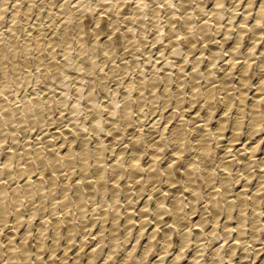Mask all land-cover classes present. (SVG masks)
<instances>
[{
  "label": "bare ground",
  "instance_id": "6f19581e",
  "mask_svg": "<svg viewBox=\"0 0 264 264\" xmlns=\"http://www.w3.org/2000/svg\"><path fill=\"white\" fill-rule=\"evenodd\" d=\"M4 1V5H5V2H7L8 3V1H10V0H3ZM19 1V0H18ZM23 1V0H22ZM34 1V0H33ZM54 1V0H53ZM60 1V0H59ZM69 1V0H68ZM72 1V0H71ZM71 1H69V2H71ZM75 1H77L76 2V5H74V4H72V6L74 5V7H72L71 9L69 8V6H68V8H66V5H65V2H67V1H65L63 4H61L60 5V7H59V12L58 13H60V16L62 15V16H64V21L66 20V22L68 23V21H73V20H71V19H73L72 17L74 16V18H75V16L78 18H76L77 20L75 21V23L77 22V24L75 25H73V27H78V30H79V38L78 37H76L77 39H79V41H82L83 39H85V38H82V37H84V36H82L83 34H84V32H85V27L88 29V25H87V23H86V20L87 19H84L85 17H84V15L83 14H86V11H88L89 12V10H91L90 12H91V14H90V16L92 15V12H94L95 11V13L96 12H99V11H97V10H99V9H97V10H95L98 6H100V9H101V6L103 7V8H105V10L103 9H101V12H99L98 13V15H96V18L94 19L95 20V25H96V27L95 28H93V30H94V32H95V38L94 39H96L95 40V42H93V44H92V49H97L96 47H97V42H98V40L103 36V34H101L102 33V29H103V26H101V25H99V23H101V19H102V13L104 12V11H106L107 10V8H109L108 6H115V5H117V8H119L120 10L122 9V7H124L125 5L124 4H126L127 2H128V0H96V5H92V1L91 2H88L87 0H75ZM110 1V2H109ZM131 1V0H130ZM129 1V2H130ZM157 1V4H158V6L156 5V7H154V9H153V11H154V13L153 14H155V15H157V16H160L159 15V13L162 11V9H164V8H166V11H167V14H165L166 15V18L167 19H163V20H166V22L168 23V24H166L165 23V21H163L166 25H162V27L161 26H159L158 24H155V23H152V21L154 20V19H152V21H151V23H152V25L153 24H155V25H158V29H157V31H156V34H155V37L154 38H152L154 41H153V43H154V45H155V43H158V42H162V41H164V38L166 39V37H165V35H164V31L163 30H165L164 28H166V26H168V28H169V35H170V41H169V44L168 45H170V46H167V44L165 45V46H163V47H161L160 49H159V51L158 52H160L161 54H162V57L164 56V54L166 53H164V51H166L169 47L171 48V50H170V53H171V55H173L174 56V58H176V56L177 57H181V55L180 54H182L181 52H185V50H183V43L185 42V43H187V44H184V45H187V46H189V48L191 47L192 48V46L194 45V43L195 42H197L196 40L198 39V40H200V38L201 37H204V39H205V41H208V40H211V39H209L210 38V36L209 35H212L211 33H212V30H213V28H215V27H213V25L215 24L217 27H218V30H217V32H220V30L222 29V24H223V20L225 19V17L227 16V24L226 23H224L226 26L225 27H227V30H226V32H225V34H228V36H229V32H231L230 30L232 29V28H235L236 30H235V32H233V33H235V37H234V39H232L233 38V36H232V33H230L231 34V38L230 39H232L233 41H232V43H230V45H229V47L227 48L228 49V51H230V54H229V56H230V59H228V62H225V64L224 65H226V68L224 67V65H220V66H218L217 65V63H219V62H217L220 58L222 59V57L224 56V54H223V51H222V48H223V45L224 44H226V42H228L227 40H229V42H230V39H229V37L228 36H226V37H224L223 38V40H221L222 41V45L221 46H219V45H217L218 43H215L217 46H212L211 48H210V54H209V58H211V60H210V62H209V64L207 65V67H209V69L208 70H204L205 72H199L200 70H198L199 69V66L200 65H202V61L203 60H205L202 56H204V54L202 55V54H200V56H198L197 55V57H195L192 61H191V63H192V71L189 73V75H188V73H187V77H191V82L193 83V87H192V90H191V92H189L188 94H189V98H191V99H189L193 104L195 103V98H196V96H198V90H197V88H198V86H199V82L197 81V79H199L200 77H202L203 78V76L206 78V79H204L203 78V82H204V80H207V82H208V85H206V90H205V92L203 93L204 95V98L206 99V103H207V106L206 105H203V104H205V103H203V104H201V105H203V108L206 106L207 107V114H206V119H205V122H203L202 124H197V120H199V114H201V113H199V112H201L202 110H199V112H198V118H197V120H196V122H195V118H196V116L195 117H192V119H191V117H190V120L193 122H191V121H189V122H191L192 123V125L190 126L192 129H193V132H196V134H195V138H194V140H193V142H192V140L187 136V132H188V130H187V128H188V125H187V128H186V126H185V124H183L181 121L185 118V116H186V112L187 111H185L184 109L185 108H183V107H185V106H183V102H184V99H185V96L183 97V93L182 92H184L185 93V90L184 91H178V90H180L178 87V101H177V104H175L176 106H175V108H176V110L178 111V110H180L179 112L181 113V119H180V121L179 122H177L174 126H172L171 127V129H170V132H172V141H173V144H174V147L175 148H172V150L173 149H175L173 152V155H172V157H171V160L167 163V164H164V166H158L157 167V163H158V158H160L161 159V157L163 156H161V157H159V155L161 154V152H162V148L164 149L166 146H167V143H166V145H165V143H164V141H165V139H164V141H163V139H161L162 138V136L165 134V131L167 130V126L166 127H164L163 129V132H162V130H161V132H159V133H163V135L161 136V135H159L160 136V139H158V140H153L154 142H148V143H146V144H148V145H146L145 144V142H141V140H140V137H141V135L143 134V133H141V135H139L138 133H137V129L135 130L136 131V134L129 140V145L131 146V148H132V152H131V155L129 154V157H128V155H127V153H126V151L127 150H125V149H123L122 148V150H120L121 152L120 153H118L119 154V156H118V158L115 160V162L114 163H111L110 165H109V163H107V164H105V161L107 160H103L104 158H102V150H103V152H105L106 153V151H104V147H106V146H104L103 145V141H105V139H102V141L100 140V141H98L100 138H98L97 139V142H95V145H93V146H95V147H93L92 149V151H90L89 150V148L87 149V144H88V146H89V143L91 142H88V140H89V138L87 139L86 137H85V135H84V133L83 132H85V134L87 133V131H84L83 130V132H81L80 134H79V132H78V134L79 135H82V139H81V144L80 143H78V144H80L79 146H78V144H77V146L79 147V149H76V146L74 147L73 146V141H74V144L77 142V140L79 139V137H81V136H77L76 135V133L74 132H72V131H75L76 130V132H77V129L78 128H80V126L76 129L75 128V124H79V119H81V118H79V116H84V115H82L83 113L82 112H80L79 110H80V106H81V103H82V105H83V102H82V100H81V98L83 97L84 98V96L83 95H86L85 94V86H84V81L85 80H87V78L86 79H84V81L82 82V77H81V75L79 74L80 72H78L79 70L82 72V71H84L83 69L81 70V68H82V66H88L89 68L88 69H90L91 67H93V64L94 63H92V61H89V60H91V59H89L87 62H86V58H81L82 56V54H83V50H84V48H82V47H84L83 45L82 46H80V49H79V51H78V53L76 54V55H74L73 54V52L71 53V51L70 50H66V51H64L65 53H64V56H66V57H64V59H63V63L60 65L59 63H58V61L56 62V64L54 65V64H51L54 68H53V71L52 72H54L53 74H54V76L56 77L55 79L56 80H54L53 79V81H56L55 83H57V82H59L61 85H63V89H64V91H68V94H69V96H70V94L71 93H69V90H68V86H72V85H70V84H72L73 82H71L70 84H69V82H70V78H71V76L72 75H70V70H72V69H76V70H78V71H76V72H78V74L77 75H73L74 76V78L73 79H75V76H76V78L79 80V81H75V82H77L76 83V90H77V92H78V97L77 98H75V104L74 103H72V104H74V106L72 107L73 109H72V111L70 112L71 114L73 113V115H74V113L76 112V114H78L77 112L79 111L80 113H82V114H80L79 116H77V115H75V116H71V118L74 120V125H73V122L71 123L73 126H74V128H75V130H70V132H72V135L74 134V135H76L77 137H78V139L77 138H75L74 136V138L73 137H71V138H73V139H77L76 140V142H75V140H73V141H71V143H70V145L68 146V148H67V150H64V149H62V146L60 145V144H62V142L60 143V144H58V145H60L59 146V149L58 150H55V149H57L52 143H50V142H46L47 143V145L48 144H52L54 147H55V149L54 148H47V155H46V157H44L43 155H42V151H43V149L41 150L39 147H41L42 148V146L43 145H41V146H39V147H37V148H39L38 150H37V148H36V153H33V149H35L34 147H32V150L31 149H28L27 151H24V153H22V154H26L25 156L28 158V159H30V160H34L33 162H35V164L37 163V164H39L40 165V167H41V174H40V176H37V177H32L33 175H32V173L34 174V172L36 171L35 169L36 168H34V172L32 171V167H33V165H32V163H31V165L28 167V172H29V174L27 175H25V178L24 177H22V175H24L23 173H25L26 171H24V170H27V168L25 169V164H23V166L21 165V160H20V152L18 153L20 156H18L19 157V160H18V162H20V164L18 163L16 166L14 165V159L16 160V159H18V158H13V157H16V156H14L15 155V151H9V152H7V154H6V158H5V160L4 161H2L1 163H0V221L2 222V223H6L7 222V219H8V212L12 209L13 211V213H14V224H15V227H18V225H19V227H21V226H23V225H20L21 223H23V222H21L24 218H22V215H23V213L21 212L22 210L19 208L20 207V205L22 204V206L25 204H23L22 203V200H23V197H25V198H27L28 200H30L31 198H32V196L33 195H35V194H37V196L39 195L40 196V201H42L41 200V198L43 199V197H45L46 196V188H45V186H47V185H45L46 184V182H48L47 184H49L50 186V189H49V191H47V192H49L51 195L53 194L52 193V191H53V189H52V186H53V184L55 183V178L57 177H55L54 178V173H58V172H60L59 170H60V166H62V164H61V162H64V164L65 163H67L68 165H66V166H76V164H74V162L76 161V160H73L75 157L73 156L74 155V153H76V150H78V155H79V157H80V161L82 162L81 163V166H82V172H80V179H78L77 180V182L75 181V179H74V181H75V183H71L72 181H70V180H68V183H69V181H70V183L72 184V186H73V189L71 190V191H69V192H72L73 191V193H71L70 195H71V198H69V196H68V190H69V188H70V186L71 185H69L68 183H66V182H64V183H61L63 186H61L62 187V193L63 194H61L62 195V201L60 202V204H62L61 205V207L62 206H67L68 204H69V201H72L73 203L75 202V206L77 207V212H83V210H85V206H84V203L85 204H87V202L88 201H85L84 202V195L86 194V192H88L89 191V195H91V197L89 198V199H91L92 198V196H93V194H94V196H96V195H98V194H100V192L101 193H103V194H106L107 193V191H109V189L110 188H108L107 186V182H106V178H107V172L109 171V169L111 170V171H109V173L110 172H112V174H113V177L116 179L113 183H112V185H110L111 186V189H110V192L109 193H111V195H112V197L111 198H109L108 200V203H105L104 201L102 202V206H101V204H100V206L101 207H103L102 209H103V214H104V221H105V219L108 217L109 219L110 218H112V222H113V225L109 228L110 230V233L109 232H106V233H108L109 235H105V234H101V232L103 233V231L102 230H99V232L96 234V232L94 233V234H96V235H94V237L96 238V237H98V239H100L99 240V242H97L96 244H94V245H88L90 242H92V240H94V239H92V240H90V241H88V239H86L85 237H83V238H81L80 239V241L77 243L78 244V247L77 248H74V249H76L75 250V255H74V257L71 259V260H69L68 259V256L69 255H67L68 253H64L61 257H60V264H78V262H81V258H80V255H82L81 254V252L80 251H84L85 252V255L84 256H86L87 257V259H88V264H93L94 262L96 263V264H98L97 263V259H98V257L100 256V254L102 253L101 252V250H102V248H103V246H107V245H105V244H109V255L108 256H106L105 258H103V257H101V260H102V262H100V264H108L110 261H109V258L110 257H113L114 255H115V253L117 252L118 253V251L120 250V247L121 246H123V244H126V243H129V239H130V237H132V234L133 233H131V235H129L130 237L129 238H127V235H125L126 236V239H123L124 241L122 242V241H120V238L117 236V232H116V227L115 226H117V224H118V220H121V218L123 217L122 215H121V210H120V208H119V206L117 205L118 203L117 202H119L120 203V201H119V196H121L120 195V184H119V182L121 181V178L124 176V174L125 173H128L127 175H129V176H127V177H129L130 179L127 181V183H129V182H131L132 180L134 181V182H138V184L139 185H137L138 186V188H137V193L139 194V192L140 191H138V190H142L144 187V184L146 183V182H148V183H150V186L152 187V188H150L149 187V189L151 190V192H150V196L151 197H149L148 199L146 198V200L142 203V206H141V209H140V211H141V216L139 217V219L138 220H135V217H136V214H135V217L133 216V211H131V205H129V203H128V201L126 202V206H127V210H126V215H125V225H124V228H131L137 221H140V223L143 225V226H145V224L147 223V220H148V218H150V216H148V215H152L153 216V214H156V216L158 217L157 219V225L159 226V227H161L160 226V224L161 223H164L165 222V219H163V216H164V218H165V214L167 213V215H168V212L170 213L169 215H168V219L169 220H166L167 222V224L168 223H170L171 222V224H168L169 225V227H166L165 225V227L166 228H163V229H161V232H159L158 234H157V232H158V227L156 226V228H154V230H152L148 235V237L147 238H145L143 241H141V242H143V256H142V258L143 259H146V258H148V255H149V253L152 251V248H153V246H154V244L156 245V244H158V242L160 243V244H162V250L163 251H161V252H159V251H157V252H159L162 256L159 258V259H156L155 260V262H154V264H159L161 261V263H163L164 262V260H167V258H166V256H167V254H169L173 249H171L172 248V244L174 243V241H175V236L177 235L178 237V240H180V248H179V251L177 252V254L173 257V259H172V264H180V261H182L181 259H183V257L185 256L186 257V252H187V249H184L185 248V246H187L188 244H189V242H191L190 240H191V236L193 235V234H195V236L197 235V236H199V237H202V236H200L201 234H203L204 233V231H203V229L204 228H207L206 226V223H207V221H209V220H207V218H205L206 216H208V214H206L205 215V217L203 216L204 214H201L200 215V219L194 224L193 222H192V224L190 223V221H185L184 220V218L187 220V218L186 217H184V216H186V215H184V214H187V213H185V211L187 210V206L186 205H188V207H189V205H191V207L190 208H193V210L196 208V205H197V202H199L198 200L200 199V198H202L203 196H205L204 198L206 199V203H207V205H205V207L207 208V209H210L211 210V213H213L212 215H210V218H211V216H212V218H214V223H213V228L208 232L209 233V237H207L206 238V234L204 235L205 236V239L207 240L208 238H210L213 242H214V240L216 241V240H218L219 238V236H218V234L217 233H215L217 230H218V226H219V224L220 223H222L221 222V218L220 217H222L224 214H222L223 212L225 213V215H226V222L223 224V226L222 227H224L223 228V234L222 233H220L221 235H223V237H225V241L228 239H230L231 237H232V234L234 233V231H237L238 232V236L236 237V241H234V244H232V243H230V244H232V248H236V246H238L239 245V243L240 242H243L244 240L246 241V239H245V237H244V235H245V233H247L246 231H247V227L249 228V226L251 225H248V223H247V219H248V216H246V215H249V214H247L246 212L248 211V209L246 210V207H247V205L249 206V205H251V208H252V212H251V215H252V217L254 216L255 218H253V220L251 221L252 222V225L250 226V231L252 232V239H253V246H251L252 247V249L254 250V255H255V257L254 258H256V261H257V259H258V261L257 262H259V264H264V246L262 245V246H257V244H259V242H255L256 240L257 241H259L260 239L259 238H261V235L263 234V232H262V229H264V218L262 219V216H261V214H262V212H263V214L262 215H264V211H262V207L264 206L263 204H264V185H262V184H264V170H263V172L261 171V173L259 174V180H258V187L257 188H255L254 190H249L250 189V186H249V189L247 188V186L246 185H248L246 182L243 184V188L241 189H238L237 190V192H234V193H236V194H233L234 195V197H232V195H230V192H232L233 190V187L232 186H234V185H232V186H230L231 185V183H229L230 182V177H229V174L231 173V171L234 173V174H236L237 176H238V174L241 172L242 173V170H240V169H236V173L233 171V165H234V163H235V161H239V162H241L240 164H243V168H247V170L249 171V169L250 168H252L251 166H256V165H262L263 167H264V43H260V41H261V39L264 37V0H229V1H231V4H230V8H229V6H228V10H227V6H226V1L227 0H196V10H198L197 12H199V14H204V13H206L207 12V7H206V3H210V10H209V7H208V10H209V13H211L212 15L210 16V14H209V16L210 17H203L202 19H201V24H198L199 23V21H198V23L196 24L194 21H197V19H195V18H192V16H193V7L191 6L190 7V5L188 4V1L189 0H134V3H135V5H132V4H130L129 2H128V4L127 5H131V7H130V5H129V7L130 8H128V6L126 7V9H131V11L130 12H132V10H133V12H134V14L136 15V17H138L140 20V22H142L144 19H145V16L146 17H148V15H146V12H147V9H146V7H147V5L149 4L150 5V3H153V2H156ZM194 0H192V2H193ZM207 1H209V2H207ZM20 2V1H19ZM18 2V3H19ZM29 2H30V0H29ZM35 2V1H34ZM42 2V1H41ZM68 2V3H69ZM74 2V1H73ZM133 2V1H132ZM150 2V3H149ZM186 2H187V4L189 5H187L186 4ZM190 3H191V1H189ZM10 3V2H9ZM22 2H20L19 3V5L20 6H23V3L21 4ZM26 2L24 1V4H25ZM30 3H32L33 4V2H30ZM46 4L48 3V1L47 2H45ZM55 3V2H54ZM54 3H50V8H51V5L52 4H54ZM75 3V2H74ZM95 3V2H94ZM243 3H244V5H243ZM1 4V3H0ZM35 4V3H34ZM33 4V5H34ZM60 4V3H59ZM69 4H71V3H69ZM155 4V3H154ZM153 4V5H154ZM7 5V4H6ZM9 5V4H8ZM7 5V6H8ZM25 5H27V3L25 4ZM32 5V6H33ZM39 5H43V4H39ZM48 5H49V3H48ZM48 5H46L47 7H48ZM152 5V6H153ZM240 5H243L244 7H245V10L243 11V13H242V15L240 16V17H238L239 16V14L238 13H240V9H239V7H240ZM6 6V7H7ZM31 6V4H29L28 5V7L26 8L25 7V9H26V16H27V18H28V13H30V12H28V11H31L32 10V6ZM35 6V5H34ZM36 6H38V5H36ZM45 6V5H44ZM46 6H45V8L44 9H46ZM59 6V5H58ZM193 6H194V4H193ZM0 7H1V5H0ZM5 7V8H6ZM11 7V6H10ZM16 7H18L17 5H16ZM40 7V6H39ZM57 7V6H56ZM151 7V6H150ZM243 7V8H244ZM2 8V7H1ZM0 8V9H1ZM13 8V7H12ZM19 8V7H18ZM35 8V7H34ZM49 8V7H48ZM48 8H47V10H48ZM54 8V7H53ZM180 8H182L183 9V11H184V13H186L185 14V16L184 17H181L183 20H184V22H185V30H183L182 32L181 31H179V29H178V27L180 26V27H182L181 26V24H179V26L177 27V28H175V24H176V20H181V18H180V16H181V14H180V16H178L177 14H178V11L179 10H181ZM193 8V9H192ZM256 8H258V9H256ZM8 9V8H7ZM10 9V8H9ZM14 9V8H13ZM16 9V8H15ZM22 9V8H21ZM24 9V8H23ZM77 9V10H76ZM151 9V8H150ZM190 9H192L191 11H190ZM11 10V9H10ZM43 9H41V11H42ZM50 10H53V9H50ZM56 10H57V8H56ZM80 11V12H82V14H78L76 11ZM111 10H113V8H111ZM119 10V13L122 11H120ZM125 10V9H124ZM195 10V9H194ZM255 11L254 13L252 12V11ZM18 11V10H17ZM33 11V10H32ZM40 11V12H41ZM58 11V10H57ZM57 11H56V13H57ZM108 11H109V9H108ZM118 11V10H117ZM188 11H190V12H188ZM239 11V12H238ZM1 12L3 13L4 11H2V9H1ZM25 12V11H24ZM87 12V14H89ZM109 12H113V11H109ZM125 12H127V11H125ZM150 12V11H149ZM151 12H152V10H151ZM1 13V14H2ZM7 13V12H6ZM9 13V12H8ZM17 13V12H16ZM15 13V11H14V15L16 14ZM19 13H20V9H19ZM35 13V12H34ZM105 13H108V12H105ZM122 13H124V12H122ZM122 13H120L119 15L121 16L122 15ZM129 13V12H128ZM127 13V15H129V14H131V13H129L128 14ZM180 13H182V12H180ZM253 13V14H252ZM0 14V15H1ZM5 14V13H4ZM41 14V13H40ZM52 14H53V11H52ZM115 14V13H114ZM125 14V16H123L122 15V18L123 17H125L126 18V13H124ZM149 14V13H148ZM152 14V13H151ZM207 14V13H206ZM206 14H204V15H206ZM3 15V14H2ZM20 15V14H19ZM24 15V14H23ZM30 15V14H29ZM58 15V14H57ZM56 15V16H57ZM110 15V14H109ZM133 15V14H132ZM132 15H130V16H132ZM162 15V14H161ZM176 15H177V17H178V19H175V17H176ZM198 15V14H197ZM201 15H199L198 16V18L199 17H202ZM3 16H5V15H3ZM2 16V17H3ZM17 16V15H16ZM21 16V15H20ZM49 16H51V15H49ZM60 16H57V17H60ZM85 16H87V15H85ZM113 16H115V15H113ZM112 16V18H114L113 20L115 21V17H113ZM130 16H128V17H130ZM156 16V17H157ZM183 16V15H182ZM196 16V15H195ZM207 16V15H206ZM6 17H7V15H6ZM14 17V19H15V16H13ZM18 17V16H17ZM39 17H42V16H40L39 15ZM46 17V16H45ZM56 17V18H57ZM107 18H109L108 16H106ZM150 17V16H149ZM152 17V16H151ZM151 17H150V19H151ZM154 17V16H153ZM156 17H155V19H156ZM160 17H162V16H160ZM160 17H157V18H160ZM0 18H1V16H0ZM8 18V17H7ZM12 18V17H11ZM10 18V19H11ZM23 18V17H22ZM24 18H26L25 16H24ZM29 18H31V15L29 16ZM51 18H52V16H51ZM55 18V19H56ZM88 18H90V19H92L91 17H89V15H88ZM107 18L105 19L106 20V23H107ZM122 19V18H120V17H116V20L117 19ZM125 18H124V23H125ZM131 18H135L134 16L133 17H131ZM163 18H164V16H163ZM180 18V19H179ZM224 18V19H223ZM238 18V19H237ZM2 19V18H1ZM3 19H4V17H3ZM2 19V20H3ZM6 19V18H5ZM60 19V18H59ZM90 19L88 20V23H89V21H90ZM104 19H103V21H104ZM133 19L131 20V21H133ZM149 19V18H148ZM195 19V20H194ZM237 19V20H236ZM8 20V19H7ZM20 20V19H19ZM29 20V19H28ZM27 20V21H28ZM34 20V19H33ZM38 20V19H37ZM44 20H46V19H44ZM52 20H54V19H52ZM62 20V19H61ZM61 20H60V23H61ZM93 20V21H94ZM161 21H160V23L161 24H163V22H162V19H160ZM11 21H15V20H11ZM10 21V22H11ZM36 21V20H35ZM48 21V20H47ZM63 21V20H62ZM93 21L91 22V23H93ZM129 21V20H128ZM130 21V22H131ZM137 22H138V20H136ZM136 21H134V24L136 23ZM155 21V20H154ZM157 22H158V20H156ZM4 22H7V21H5L4 20ZM23 22V21H22ZM37 22V21H36ZM49 22V21H48ZM105 22V21H104ZM103 22V23H104ZM122 23V21H119V23ZM150 22V21H149ZM148 22V23H149ZM156 22V23H157ZM212 22H214V24L212 23ZM8 23H9V21H8ZM12 23V22H11ZM15 23V22H14ZM16 23H19V21L17 20V18H16ZM73 23H74V21H73ZM85 23H86V25L87 26H85ZM93 23V24H94ZM111 23V22H110ZM115 23H118V22H116L115 21ZM143 23V22H142ZM145 23H146V21H145ZM159 23V22H158ZM177 23H178V21H177ZM181 23V22H180ZM41 24H42V22H41ZM52 24V23H51ZM62 24H64V23H62ZM58 25V26H63V25ZM66 24V23H65ZM126 24V23H125ZM130 24L131 23H129V26H130ZM133 24V23H132ZM132 24H131V26H132ZM134 24H133V26H134ZM138 24V23H137ZM184 24V23H183ZM0 25H1V22H0ZM3 25V24H2ZM0 26V28H2V27H4V26ZM17 25V24H16ZM28 25H30V23L28 24ZM47 25V24H46ZM50 25V24H49ZM69 25L71 26L70 28H72V25L69 23ZM113 25H116V24H113ZM119 25V24H118ZM121 25L122 24H120V27H121ZM136 25V24H135ZM151 25V24H150ZM151 25V26H152ZM214 25V26H215ZM9 26V25H8ZM12 26H15V25H12ZM39 26H44V25H39ZM53 26V25H52ZM65 26H68V25H65ZM101 26V27H100ZM123 26V25H122ZM126 26V25H125ZM133 26L132 27H128L127 29H125L126 31H125V33H124V31H122L123 33H124V35L126 36V37H129V36H131L133 33L132 32H135V31H133ZM137 26V25H136ZM144 26H145V24H144ZM148 26V25H147ZM195 26H197V28H196V31H194V28H195ZM221 26V27H220ZM16 27H18V26H15L14 28L16 29ZM45 27V26H44ZM47 28H48V26H46ZM50 27H51V25H50ZM105 27H106V25H105ZM155 27V26H154ZM153 27V28H154ZM184 27V26H183ZM182 27V28H183ZM224 27V26H223ZM13 27H11V29H12V32H13V29H14ZM37 28H38V26H37ZM40 28V27H39ZM55 28V27H54ZM53 28V29H54ZM108 28L110 29V25H109V27H107V29H104V31L105 30H108ZM112 28H114V26L113 27H111V30H112ZM115 28H117V26H115ZM114 28V29H115ZM144 28V30L142 29V31H144V34H145V32H146V29H145V27H143ZM147 28V27H146ZM168 28H166V29H168ZM219 28H221V29H219ZM10 28H9V30H11ZM24 29H25V27H24ZM41 29H42V27H41ZM44 29V28H43ZM59 29V28H58ZM68 29V30H67ZM118 29H119V27H118ZM117 29V30H118ZM123 29V28H122ZM156 29V28H155ZM1 30V29H0ZM16 30H19V29H16ZM15 30V31H16ZM46 30V29H45ZM48 30V29H47ZM56 30V29H55ZM61 30V29H60ZM72 30V29H71ZM75 30V29H74ZM74 30H72V31H70V32H73V34H74ZM139 29L137 28V31H138ZM147 30H150V29H147ZM215 30V29H214ZM224 30V29H223ZM2 31V30H1ZM5 31H6V29H5ZM8 31V30H7ZM20 31H22L21 29H20ZM54 31V30H53ZM69 27H65L64 29H63V31H62V33H61V31L59 32V33H61V35H62V37H60V38H62L63 40H64V43H66L65 41H67V42H69V43H71V41H69L68 39H69ZM76 31V30H75ZM87 31V30H86ZM90 31V32H89ZM89 33H91L92 32V24H91V30L89 29ZM103 31V32H104ZM110 31V30H109ZM108 31V32H109ZM141 31V32H142ZM151 31V30H150ZM155 31H153V33H155ZM167 31V30H166ZM247 31H250L249 33H250V35H248L249 36V40L251 41L249 44H245V46H244V40H245V38H247L248 36H246L245 34H249ZM4 32V31H3ZM9 32V31H8ZM17 32V31H16ZM41 32V34H42V32H43V30L42 31H40ZM40 32H39V35H40ZM47 32V31H46ZM55 32V31H54ZM58 32V31H57ZM87 32V33H88ZM121 32V33H122ZM181 32V33H180ZM211 32V33H210ZM223 32V31H222ZM247 32V33H246ZM15 33V32H14ZM30 33V32H29ZM38 33V32H37ZM47 33H49V31L47 32ZM58 33V35H60ZM76 33V32H75ZM77 33H78V31H77ZM86 33V32H85ZM93 33V32H92ZM105 33V32H104ZM113 33H115L116 34V31L115 32H113ZM122 33V34H123ZM147 33V32H146ZM224 33V32H223ZM6 34H7V32H6ZM12 34L13 33H11V36H12ZM16 34V33H15ZM26 34V33H25ZM32 34V33H31ZM57 34V33H56ZM56 34H55V36H56ZM72 34V33H71ZM106 34V33H105ZM112 34V31H110L109 33H108V35H109V37L107 38V39H105V41H104V43H102V45L104 44V46H105V48H106V52H111V53H116L115 51H114V49L116 50L117 49V39H114V37H111L110 35ZM117 34H118V32H117ZM119 34H120V32H119ZM137 34V33H136ZM136 34H133V38L135 39V38H137V37H134V35L136 36ZM149 34V33H148ZM166 34V33H165ZM181 34H183L182 35V37L183 38H181L180 37V35ZM217 34V33H216ZM221 34V33H220ZM2 35V34H1ZM0 35V36H1ZM5 35V34H4ZM9 35V34H8ZM17 35H21V34H17ZM27 35H29V34H27ZM27 35H24L25 37L27 36ZM49 35V34H48ZM57 35V36H58ZM85 35V34H84ZM87 35V34H86ZM91 35V34H90ZM88 36L89 37V39H90V37L91 36ZM100 35H102V36H100ZM121 35V34H120ZM140 35V34H139ZM141 35H142V33H141ZM152 35V34H151ZM199 35H200V37H199ZM213 35H215V33L213 34ZM223 35V34H222ZM3 36V35H2ZM14 36V38H16L15 37V35H13ZM22 36V35H21ZM30 37H33V36H31V35H29ZM35 36V35H34ZM72 36V35H71ZM86 36V37H87ZM93 36V35H92ZM100 36V38H98ZM112 36H115L114 34H112ZM119 36V35H118ZM117 36V37H118ZM163 36H164V38H163ZM168 36V35H167ZM197 36H198V38H197ZM3 37H5V36H3ZM7 37V36H6ZM9 38H10V36H8ZM24 37V38H25ZM30 37H29V39H30ZM37 37V36H36ZM40 37V40L42 39L43 40V42H44V37L43 38H41L42 36H39ZM46 37V36H45ZM48 37V36H47ZM50 37V36H49ZM87 37V38H88ZM120 37V36H119ZM140 37H142V36H140ZM139 37V38H140ZM18 38V37H17ZM23 38V39H24ZM56 38V37H55ZM54 38V36L52 35L48 40L47 39H45V40H47L48 42H53V41H56V40H54L55 39ZM72 38H73V36H72ZM75 38V37H74ZM73 38V39H74ZM74 39V40H76L77 41V39ZM92 38V37H91ZM97 38H98V40H97ZM104 38V37H103ZM116 38V37H115ZM212 38V37H211ZM7 39V38H6ZM5 38L3 39L4 41H3V43L5 42V40H6ZM11 39V38H10ZM19 39H21V38H18V40ZM26 39V38H25ZM34 39V38H33ZM59 38L57 37V40H58ZM89 39H87V40H89ZM93 39V38H92ZM124 39V37H122V40ZM127 39H129V38H127ZM142 39V38H141ZM214 39H215V36H214ZM16 40V39H15ZM15 40H11L9 43H11V45H10V47L12 48L10 51H9V53L11 54V55H15V57L17 56L16 54L18 53L17 51H20L18 48H19V46H18V44L20 45V43L18 42H16ZM32 40V39H31ZM31 40H30V42H31ZM34 40H36V39H34ZM119 40V39H118ZM122 40H120L122 43H123V41ZM124 40H126V39H124ZM137 40V39H136ZM143 40V39H142ZM141 40V42H144L145 41V39H144V41H142ZM202 40V39H201ZM219 40V39H218ZM217 40V41H218ZM247 40V39H246ZM245 40V41H246ZM7 41H9V39L7 40ZM24 41V40H23ZM26 41L27 40H25V48H24V52L27 54V53H29L28 52V47H29V45H30V43L28 42V43H26ZM75 41V42H76ZM78 41V42H79ZM85 41H86V39H85ZM94 41V40H93ZM129 41H130V39H129ZM152 41V40H151ZM213 41V40H212ZM33 42H35V41H33ZM42 42V41H41ZM41 42H39L40 44H42ZM75 42H73V43H75ZM89 42V41H88ZM120 42V44L123 46V44ZM128 42V41H127ZM160 42V43H161ZM168 42V41H167ZM228 42V43H229ZM264 42V41H263ZM6 43V42H5ZM32 43V42H31ZM38 43V44H39ZM47 43V42H46ZM45 43V44H46ZM55 42H53V44H54ZM62 42H59L58 44H61ZM72 43V44H73ZM81 43V42H80ZM84 43V42H83ZM92 43V42H91ZM101 43V42H100ZM100 43H98V44H100ZM137 43H139V42H137ZM136 43V44H137ZM145 43V42H144ZM160 43H158V44H160ZM207 43H210L209 41L208 42H206V44ZM214 43V42H213ZM39 44V45H40ZM47 44H49V43H47ZM52 44V45H53ZM84 44H87L86 42L84 43ZM120 44H119V46H120ZM126 44V43H125ZM125 44H124V46H125ZM129 44V43H128ZM132 44V43H131ZM134 44V43H133ZM132 44V45H133ZM146 44H147V42H146ZM196 44V43H195ZM202 44V43H201ZM200 44V45H201ZM211 44V43H210ZM243 44V45H242ZM22 45H24V44H22ZM35 45V44H34ZM57 45V44H56ZM64 45V44H63ZM69 44H67L66 46H68ZM87 45H90V44H87ZM85 46V47H88V46ZM130 45V44H129ZM135 45V44H134ZM133 45V46H134ZM149 45H151V44H149ZM197 45H198V42H197ZM211 45H213V44H211ZM38 46V45H37ZM46 45H44L43 44V47H45ZM72 45H70V46H68L69 47V49H71L72 47H71ZM122 46H121V48H122ZM123 46V47H124ZM136 46V45H135ZM144 46V45H143ZM152 46V45H151ZM243 46V48H241ZM42 47V48H43ZM50 47H52V46H50ZM54 47V46H53ZM52 47V48H53ZM56 48L58 47V46H55ZM60 47V46H59ZM71 47V48H70ZM78 47V46H77ZM100 45H99V49H100ZM129 47V46H128ZM131 47V46H130ZM142 47V46H141ZM148 47V46H147ZM166 47H168L166 50H165V48ZM185 47V46H184ZM208 48H209V45L207 46ZM224 47H226V45L224 46ZM9 48V47H8ZM20 48H21V46H20ZM30 49H32L33 48V46H32V48H31V45H30V47H29ZM37 48H41L40 46H38ZM56 48H55V51H56ZM61 48H63L62 46H61ZM65 48V47H64ZM102 48V50H103V48L104 47H101ZM134 48V47H133ZM133 48H130V49H132V50H134ZM146 48V47H145ZM47 49V48H46ZM59 49V48H58ZM57 49V50H58ZM72 49H74V48H72ZM90 49V48H89ZM92 49H90V50H92ZM120 49V48H119ZM124 49V48H123ZM138 49H140V48H138ZM185 49H187V48H185ZM193 49H195V46H194V48H192V50ZM204 46L202 47V49H201V52L203 53V51H204ZM8 49H5V46L2 44V43H0V63L3 65L6 61H8V57H9V55H7V51ZM34 50V48L32 49V51ZM38 50V49H37ZM41 50V49H40ZM43 50V49H42ZM45 50V49H44ZM49 50V49H48ZM52 50V52H51V57H53V59H55L56 58V54L57 53H61V52H55V51H53V49H51ZM50 50V51H51ZM60 50V49H59ZM76 50V49H75ZM86 50H88V49H86ZM98 50V49H97ZM101 50V49H100ZM121 50V49H120ZM131 50V51H132ZM147 50V49H146ZM183 50V51H182ZM191 49L189 50V55L191 54L192 55V51ZM196 50V49H195ZM224 50V49H223ZM30 51V50H29ZM61 51H63V50H61ZM105 50H103V52H104ZM113 51V52H112ZM117 51V50H116ZM119 51V50H118ZM117 51V52H118ZM135 51V50H134ZM143 51V50H142ZM151 50H149L148 52H150ZM154 51V50H153ZM198 51V50H197ZM209 51V50H208ZM17 52V53H16ZM22 52V51H21ZM21 52H20V54H21ZM34 52V51H33ZM39 52V51H38ZM41 52H43V51H41ZM93 52H95V50L94 51H91V53H93ZM100 52H102V51H100ZM99 52V54H102V53H100ZM120 52V51H119ZM146 51H144V53H145ZM183 52V53H184ZM194 52L195 51H193V55H194ZM200 52V51H199ZM198 52V53H199ZM200 52V53H201ZM204 52H206V51H204ZM13 53V54H12ZM36 53V52H35ZM75 53V52H74ZM105 53V52H104ZM110 53V55H112ZM114 53H113V55H114ZM127 53V52H126ZM132 53V52H131ZM135 53H137L136 51H135ZM138 53H141V52H138ZM147 53V52H146ZM151 53V52H150ZM149 53V54H150ZM153 53V52H152ZM197 53V52H196ZM207 53V52H206ZM227 53V52H226ZM19 54V53H18ZM19 54V56H21ZM26 54H24L25 55V57L24 58H26L27 57V55ZM42 53H40L39 55H41ZM98 54V53H97ZM97 54H94V56H96L97 57ZM118 54V53H117ZM122 54V53H121ZM143 54V53H142ZM148 54V53H147ZM149 54H148V56H149ZM228 54V53H227ZM49 56H50V54H48ZM84 55H86V54H84ZM90 55V54H89ZM112 55V56H113ZM116 55V54H115ZM114 55V56H115ZM128 55V54H127ZM137 55V54H136ZM168 55V54H167ZM180 55V56H179ZM186 55V54H185ZM188 55V54H187ZM188 55V56H189ZM190 55V56H191ZM192 55V56H193ZM202 55V56H201ZM6 56H8L7 57V60H6ZM22 56H23V54H22ZM22 56H21V59H22ZM29 56V55H28ZM30 56H32V54L30 55ZM33 56H34V54H33ZM36 56V55H35ZM44 57H46V55H43ZM78 56V57H77ZM105 56H107V55H105ZM122 56V55H121ZM125 56V55H124ZM123 56V57H124ZM132 56V55H131ZM134 56V55H133ZM147 56V57H148ZM151 56V55H150ZM161 56V55H160ZM173 56H168L167 57V59H166V65L167 66H169V65H172V64H174V62L172 61V57ZM184 56V55H183ZM189 56V57H190ZM225 56H226V54H225ZM228 56V55H227ZM11 57H13V56H10V58ZM43 57V58H44ZM58 57V56H57ZM159 57V56H158ZM157 57V58H158ZM161 57V58H162ZM188 57V58H189ZM206 57H207V54H206ZM258 57L261 59H259L260 60V63H259V65H258V67H260L261 68V71L263 70V72H261V74L260 73H258V74H260V77L258 78V80H257V82H256V84L254 85V86H256V87H251V89L252 88H254V90L256 89V92H255V94L253 93V95H251V99H249L248 98V96H247V92H248V90H249V88H250V83H252L254 80H252L251 81V79H253V75H254V73H252V75L250 74L251 72L250 71H252L253 69L254 70H256L255 68H253L252 69V67H255V66H253L252 64L253 63H257V61H255V59L257 58V60H258ZM23 58V59H24ZM30 58L31 57H28L26 60H24L23 62H28L29 60H30ZM95 58V57H94ZM138 58V56L136 57V59ZM152 58V57H151ZM150 57H149V59H151ZM161 58H159L160 60H161ZM164 58V57H163ZM162 58V59H163ZM173 58V60H175ZM188 58H187V56L185 57V59L184 60H182L184 63H186L187 62V60H188ZM192 58V57H191ZM223 58H225V57H223ZM12 59V58H11ZM10 59V60H11ZM20 59V60H21ZM22 59V60H23ZM32 59V58H31ZM35 59V58H34ZM33 59V60H34ZM52 59V60H53ZM88 59V58H87ZM93 59V58H92ZM106 59V58H105ZM109 59V58H108ZM135 59V60H136ZM149 59H147V60H149ZM178 59H180V58H178ZM183 59V58H182ZM208 59V58H207ZM6 60V61H5ZM20 60H19V62L18 63H20ZM37 60H38V58H37ZM56 60V59H55ZM59 60H61V59H59ZM95 60V59H94ZM97 60V59H96ZM115 60V59H114ZM117 60V59H116ZM138 60H140V58H138ZM137 60V61H138ZM158 60V59H157ZM159 60V61H160ZM177 60V59H176ZM12 61V60H11ZM36 61V60H35ZM38 61H41V63L44 61V63H45V60H41V59H39ZM50 61H51V59H50ZM126 61V60H125ZM151 61H152V59H151ZM154 61V60H153ZM186 61V62H185ZM222 61V60H221ZM220 61V62H221ZM226 61V60H225ZM255 61V62H254ZM10 62V61H9ZM22 62V61H21ZM53 62V61H52ZM52 62H50V63H52ZM94 62V61H93ZM96 62V61H95ZM107 62V61H106ZM139 62V61H138ZM141 62V61H140ZM180 63H181V60L179 61ZM8 63V62H7ZM17 63V60H16V58H15V61H14V65H13V69H12V72L11 73H9L10 71H8L7 70V68H10V66L9 67H5V65H9V64H4V67L6 68H3V69H1L2 71H3V75L5 76V78L6 79H8V81H9V78H13V76H15V78H17L16 76L17 75H20V74H18V72H17V65H15ZM29 63V62H28ZM28 63H26L27 65H30V63L28 64ZM32 63H34V62H32ZM40 63V62H39ZM46 63H47V61H46ZM49 63V62H48ZM47 63V64H48ZM50 63H49V65H50ZM132 63V62H131ZM134 63H135V61H134ZM145 63V62H144ZM23 64V63H22ZM25 64V63H24ZM36 64V63H35ZM102 64H105V66H107V63H102ZM109 64V63H108ZM133 64V63H132ZM136 64V63H135ZM142 64V63H141ZM151 64V63H150ZM179 64V63H178ZM189 65H190V63H188ZM205 64H207V63H205ZM220 64V63H219ZM12 65V64H11ZM19 65V64H18ZM36 65H38V64H36ZM43 67H44V65L43 64H41ZM60 65V67H61V69H59L58 68V70H56L57 69V66H59ZM97 66H98V64H96ZM96 65H94L95 66V68H96V70L97 69H99V68H97L96 67ZM124 66H126L127 67V69H129L128 68V64L127 65H125V63L123 64ZM122 65V66H123ZM144 65V64H143ZM155 65V64H154ZM157 65H158V63H157ZM157 65H155V66H157ZM189 65H186V66H189ZM20 66V65H19ZM23 66V65H22ZM35 66V65H34ZM42 66H39V68L41 67V70H42ZM47 66V65H46ZM52 66H49V67H47V68H50V67H52ZM117 66V65H116ZM120 66H121V64H120ZM124 66H123V68H124ZM129 66H131V65H129ZM135 66V65H134ZM137 66L139 67V65L137 64ZM175 66V65H174ZM173 66V67H174ZM12 67V66H11ZM25 67V66H24ZM100 67V66H99ZM146 67V66H145ZM144 67V68H145ZM184 67H185V64H179V68L181 69V70H183L184 69ZM239 67H241V68H239ZM257 67V66H256ZM2 68V67H1ZM27 68V67H26ZM25 68V69H26ZM46 68V69H47ZM84 68V67H83ZM117 68V67H116ZM155 68V67H154ZM153 68V69H154ZM162 68V67H161ZM163 68H165V66H163ZM162 68V71L164 70ZM170 68H172L171 66L169 67V70H170ZM188 68V67H187ZM205 69H206V67H204ZM223 68H225L224 70H222V72H223V74L222 73H219V74H221L222 75V77L220 78V77H218L215 73L216 72H219L221 69H223ZM236 68H238L239 69V77H238V79H239V83L237 84L236 83V81H235V83L238 85V87L237 88H239V91L238 92H234V90H232L233 92H234V94L231 92V90L229 91V87H227V85L228 84H230V83H232L233 84V81L234 80H236V78L235 79H233L232 80V82L230 81V79L231 78H229V77H231V76H233V75H231L232 73H234V71H236L235 69ZM34 69V68H33ZM35 69H36V67H35ZM37 69H38V67H37ZM36 69V70H37ZM44 69H45V67H44ZM87 69V68H86ZM87 69V70H88ZM91 69H93V68H91ZM145 69H147V68H145ZM157 69H158V67H157ZM178 69V68H177ZM185 69H186V67H185ZM220 69V70H219ZM252 69V70H251ZM258 69V68H257ZM0 70V71H1ZM24 70V69H23ZM27 70V69H26ZM52 70V69H51ZM94 70V69H93ZM93 70H91V71H93ZM117 70V69H116ZM124 70H126V69H124ZM143 70V69H142ZM156 70V69H155ZM155 70H154V72H155ZM172 70V71H171ZM170 71L171 72H173V68L171 69ZM175 70H176V68H175ZM180 70V71H181ZM219 70V71H218ZM254 70H253V72H254ZM19 71V70H18ZM31 71H32V69H31ZM47 71V74H48V70H46ZM46 71H45V73H46ZM75 71V70H74ZM91 71H89V72H91ZM102 71V70H101ZM104 71V70H103ZM112 71H114V69L112 70ZM144 71V70H143ZM33 72V71H32ZM39 71H37V73H38ZM75 72V73H76ZM84 72H86V71H84ZM89 72H87L88 73V75H90L89 74ZM93 72H95V71H93ZM93 72H92V74H91V76L93 75ZM97 72V71H96ZM99 72H100V70H99ZM142 72V71H141ZM145 72V71H144ZM151 72H153V70L151 71ZM153 72V73H154ZM171 72H168V71H166L165 70V73H164V76L163 77H161L160 79L161 80H165V81H163V82H167L166 84H168L171 80H172V76H176V75H172L171 74ZM175 72V71H174ZM179 72V71H178ZM199 72V73H198ZM221 72V71H220ZM26 73V72H25ZM24 73V74H25ZM34 73V72H33ZM32 73V74H33ZM35 73H36V71H35ZM40 73H42V72H40ZM113 73H115V72H113ZM119 73V72H118ZM129 73V72H128ZM162 73V72H161ZM183 73V72H182ZM182 73H178V74H181V75H179V77H178V81L177 80H175V81H177V82H175V83H179V85L182 87L184 84H185V80L183 79V77L185 78L186 77V72H185V74H182ZM201 73V74H200ZM257 73V72H256ZM22 74V73H21ZM28 75H30L31 73H27ZM26 74V75H27ZM95 74V73H94ZM102 74H103V72H102ZM108 74V73H107ZM143 74V73H142ZM141 74V75H142ZM156 74V73H155ZM155 74H152L153 76L151 77H147L148 79H146L145 77H141V76H139L140 77V79H138V80H136L137 82H135V81H133L132 80V82H130V83H128L126 86L128 87L127 88V90L124 92V97H123V99H122V101L124 100V107H123V110H122V112L121 111H119V106H121V105H119V103H120V100H117L116 98H118L119 96H116L115 98H113V96H112V99H108V98H111V97H109L108 95V97H106L105 95V97H106V100H105V97H102V98H104V102L102 101V103L101 102H99V100L98 99H100L98 96H95V94H94V92L96 91L94 88H96V84L95 85H91V83H92V81L94 82V79H92L91 78V83H90V85L89 86H91V89L89 90V93L86 95V97L85 98H87V100L86 101H89V104H90V106H91V108L93 107V112L90 114L91 116H92V118H91V127L92 128H94V129H96V130H98V129H102V126H104V125H106V120H108V118L109 119H111L110 121H111V124L109 125L110 126V128L108 129V131H113V132H115L116 131V129L118 128V122H117V120L115 121L114 119H113V117H115V115L116 114H118L119 112L121 113L120 114V117H121V115H122V123L121 124H123V127H127L126 128V130L125 131H128L127 129L129 128V127H131V123H132V120L133 119H131L132 118V116L130 115V110L132 111V109H131V106H133V104L131 105V101H132V99L131 98H133V99H135V97H131L130 95H132V93L134 92V88H135V86H140V92H142L143 90H147V89H145V88H147V86H151V88H152V90L154 91V90H156V91H158L159 89H157V87H158V77L155 75ZM158 74V73H157ZM160 74V73H159ZM200 74V75H199ZM213 74H215L216 76H217V78L219 79L220 78V84L218 83V86L217 85H215L214 84V81L217 79ZM218 74V73H217ZM2 75V76H3ZM37 76L35 77V74H34V76H32L31 75V77H35V78H38L39 77V74H36ZM46 75V74H45ZM50 74H48V75H46V77L45 78H47V76H49ZM104 75V74H103ZM101 76L102 78L105 76ZM129 75V74H128ZM151 75V74H150ZM161 75V74H160ZM183 75H185V76H183ZM214 76L215 77V79L213 78V77H211V76ZM220 75V76H221ZM230 75V76H229ZM1 76V75H0ZM91 76H88V77H91ZM96 75H94V77H95ZM98 76V75H97ZM96 76V77H97ZM143 76V75H142ZM145 76V75H144ZM147 76H149V75H147ZM183 76V77H182ZM229 76V77H228ZM236 76V75H235ZM257 76V75H256ZM259 76V75H258ZM257 76V77H258ZM20 77H21V75H20ZM30 76H28L27 77V79L29 78ZM31 77H30V79H31ZM87 77V76H86ZM100 77V76H99ZM123 77V76H122ZM137 77V76H136ZM237 77V76H236ZM255 77V76H254ZM19 78V77H18ZM17 78V79H18ZM42 78V77H41ZM43 78H44V75H43ZM43 78H42V80H40V78H38V80H40V81H43ZM101 78V79H102ZM125 78V77H124ZM233 78V77H232ZM27 79H26V81H27ZM48 79V78H47ZM46 79V80H47ZM50 79V78H49ZM110 79V78H109ZM112 79V78H111ZM186 79V78H185ZM212 79V80H211ZM214 79V80H213ZM217 79V80H218ZM257 79V78H256ZM29 80V79H28ZM46 80H45V82H46ZM76 80V79H75ZM98 80H100V79H98ZM97 80V81H98ZM161 80H159V81H161ZM2 81V80H1ZM6 81L7 80H4V82H3V84H1L2 85V91L1 92H3V91H5V88L6 87H11V86H7L8 84L10 85L11 83H7L6 84ZM13 81V80H12ZM24 81V80H23ZM49 81H51V80H49ZM72 81V80H71ZM74 81V80H73ZM107 82L105 79L104 80H101V82ZM125 81V80H124ZM10 82V81H9ZM28 82H30V80L28 81ZM52 82V81H51ZM74 82V83H75ZM88 82H89V79H88ZM101 82L99 83V84H101ZM190 81L188 80V83H189ZM200 82H202V79H201V81ZM14 83V82H13ZM16 83H17V81H16ZM20 83V81H18V85H21V84H19ZM22 83V82H21ZM24 83V82H23ZM33 83V82H32ZM87 83V82H86ZM96 83H98V82H96ZM117 83V82H116ZM160 83V82H159ZM39 84V83H38ZM47 84V83H46ZM51 84H53V83H51ZM50 84V85H51ZM69 84V85H68ZM98 84V85H99ZM104 84V83H103ZM102 84V85H103ZM107 84V83H106ZM121 84V83H120ZM120 84H118V86L120 85ZM125 84V83H124ZM163 84V83H162ZM170 84V83H169ZM168 84V85H169ZM174 84V83H173ZM202 84V83H201ZM205 84V83H204ZM207 84V83H206ZM18 85H14V87H16L15 89H17L19 86ZM30 85H32V84H30ZM35 85V84H34ZM59 85V84H58ZM105 85V84H104ZM164 85V84H163ZM171 85V84H170ZM178 85V86H179ZM235 85V84H234ZM234 85L232 86V89H234ZM13 86V85H12ZM18 86V87H17ZM28 86V85H27ZM57 86V85H56ZM86 86H88V83H87V85ZM100 86V85H99ZM110 86V85H109ZM162 86V85H161ZM165 86V85H164ZM186 86H187V84H186ZM186 86H185V88H186ZM191 86V85H190ZM204 86V85H203ZM229 86V85H228ZM253 86V85H252ZM22 87V86H21ZM21 87H19V88H21ZM47 87V89H48V85L46 86ZM59 87V86H58ZM58 87H55V85H54V87L52 88L53 89V92H54V88H58ZM102 87V86H101ZM120 87H122V85L120 86ZM119 87V88H120ZM167 87V89L169 90V87L168 86H166ZM200 87V86H199ZM220 87V88H219ZM236 87V86H235ZM24 88V87H23ZM44 88V87H43ZM60 88H62V87H60ZM60 88H58V89H60ZM104 87H102V90H104L103 89ZM110 88V87H109ZM117 88V87H116ZM161 88V87H160ZM173 88H174V86H173ZM188 88V87H187ZM204 88V87H203ZM217 88H219V91H220V89L222 90H225V92L223 93V95L221 94V96L219 95V97L218 96H216L217 95V92H215L216 90L218 91V89ZM8 90L10 89V88H7ZM6 89V90H7ZM12 89H14V88H12ZM11 89V90H12ZM39 89V88H38ZM55 89V90H56ZM69 89H71L70 87H69ZM72 89H74V85H73V88ZM94 89V90H93ZM96 89H98V87L96 88ZM107 89H108V87H107ZM106 88H105V90H104V93H105V91L107 90ZM111 89V88H110ZM109 89V90H110ZM121 89V88H120ZM149 89V88H148ZM164 89H166V88H164ZM188 89H190V88H188ZM199 89H201V88H199ZM216 89V90H215ZM231 89V88H230ZM250 89V90H251ZM7 90V91H8ZM100 90V89H99ZM115 90V89H114ZM119 89H117V91H118ZM168 90H165V92H163L164 93V95H168ZM171 90V89H170ZM181 90H183V89H181ZM202 90V89H201ZM236 90V89H235ZM19 91V90H18ZM62 91V90H61ZM72 91V90H71ZM108 91V90H107ZM117 91H114L115 93L117 92ZM136 91V90H135ZM149 91V90H148ZM155 91V92H156ZM176 91V90H175ZM188 91V90H187ZM252 91V90H251ZM6 92V91H5ZM4 92V93H5ZM8 92H10V90L8 91ZM13 92V91H12ZM53 92H52V95H53ZM74 92V91H73ZM98 92V91H97ZM96 92V93H97ZM112 92H113V90H112ZM119 92V91H118ZM117 92V93H118ZM132 92V93H131ZM199 92H200V90H199ZM231 92V93H230ZM3 93V94H4ZM7 93V92H6ZM5 93V94H6ZM42 93V92H41ZM47 93V92H46ZM59 93V92H58ZM65 94H63L61 97H59V100L58 101H60V102H63V101H65V99H67L66 98V95H67V93L66 92H64ZM109 92H107V94H108ZM145 92L143 91V94H144ZM159 93H160V91H159ZM172 95H173V93H174V91L173 92H170ZM183 95H182V94ZM221 93V92H220ZM33 94V93H32ZM36 94H39V93H36ZM45 94V93H44ZM74 94V93H73ZM134 94V93H133ZM138 94V93H137ZM143 94H140V95H142V97L141 96H138L136 99H139V101H140V103L143 105L144 103H143V100L146 98H144V99H142L143 98ZM152 94H153V92H152ZM151 94V95H152ZM158 94V93H157ZM157 94H156V96H155V98L156 97H158L157 96ZM176 94V93H175ZM188 94H186V97H187V95ZM201 94V93H200ZM199 94V95H200ZM249 94V93H248ZM35 95V94H34ZM40 95H42V94H40ZM56 95V94H55ZM72 95V94H71ZM98 95V94H97ZM102 95H103V93H102ZM110 95V94H109ZM111 95H113V94H111ZM117 95H119V94H117ZM135 95V94H134ZM134 95H132V96H134ZM150 95V96H151ZM202 95V94H201ZM200 95V96H201ZM3 96V95H2ZM8 96V95H7ZM44 96V95H43ZM50 96V95H49ZM69 96H67V97H69ZM135 96H137V95H135ZM146 96V95H145ZM149 96V95H148ZM152 96H154V95H152ZM56 97V96H55ZM97 97H98V99H97ZM161 97V96H160ZM163 97V96H162ZM171 97V96H170ZM175 97V99H176V96H174ZM13 98V97H12ZM37 99V97H34V100H36ZM47 98V97H46ZM120 98V97H119ZM131 100H130V99ZM148 98H150V97H148ZM169 97H167V99H168ZM188 98V97H187ZM198 98H200V97H198ZM203 98V97H202ZM202 98H201V100L200 101H202ZM4 99V98H3ZM3 99H2V101H3ZM30 99H32L33 100V98H30ZM29 99V100H30ZM39 99H40V97H39ZM45 99V98H44ZM48 99H49V97H48ZM48 99L46 100V102L48 101ZM52 99V98H51ZM55 98H54V96H53V99H52V101H55L54 100ZM69 99H70V97H69ZM68 99V100H69ZM136 99L135 100H133V101H136ZM157 100H158V98H156ZM172 99H174V98H171L170 100H171V102L173 101ZM7 100V99H6ZM10 100H12V99H10ZM20 100V99H19ZM29 100H27V101H29ZM38 100V99H37ZM67 100V101H68ZM98 100V101H97ZM166 100V99H165ZM169 99L167 100V101H170ZM186 100V99H185ZM197 100V99H196ZM204 100V99H203ZM17 101V100H16ZM27 101H24V102H27ZM40 101H42V99H40ZM40 101H38V102H40ZM101 101V100H100ZM132 101V102H133ZM145 101V100H144ZM152 101V100H151ZM154 101H156V100H154L153 99V102L151 103V102H149V104L151 103V104H153L154 103ZM187 101V100H186ZM199 101V100H198ZM218 101H222L223 103H224V105H225V109H224V111H223V113H222V115H221V117H219L218 119H216V120H218V124H217V126H216V129H214V130H212V129H210V127H208V126H211V124L209 125V123H210V119L212 118L211 116H214L213 115V111H217V107L216 106H218L217 105V102ZM235 101H236V105H237V102H238V114H236V116H234L233 117V115L235 114H233L232 115V120H230L229 119V117H228V114H226V111H228V110H230L233 106H234V104H235ZM9 102V101H8ZM31 102V101H30ZM33 102V101H32ZM35 102V101H34ZM37 102V101H36ZM37 102V103H38ZM72 102V101H71ZM74 102V101H73ZM85 102V101H84ZM157 102V101H156ZM155 102V103H156ZM165 102V104H167V103H170V102H166V101H164ZM174 102V101H173ZM219 102V103H220ZM2 103H5L4 101L2 102ZM16 103V102H15ZM28 103V102H27ZM45 103V102H44ZM65 103H67L66 101L64 102V105H66ZM68 103H69V101H68ZM190 103V102H189ZM188 103V104H189ZM192 103H191V105H192ZM201 102H199V104H200ZM10 104V103H9ZM9 104L7 105V104H5V105H7V106H5V108L7 109V107L9 106ZM29 104V103H28ZM28 104H27V106H28ZM36 104V103H35ZM34 104V105H35ZM39 104V103H38ZM37 104V105H38ZM41 104H42V102H41ZM40 104V106L44 109L45 107H43L42 105ZM53 104V103H52ZM51 103H50V105H52ZM120 104H122V103H120ZM138 104H139V102H138ZM159 104V103H158ZM199 104H197V105H199ZM14 105V104H13ZM13 105H12V107H13ZM22 105H24V104H22ZM48 105H49V102H48ZM56 105V104H55ZM55 105H53L54 107H55ZM60 105V104H59ZM63 105V106H64ZM88 105V102H87V104L85 105V106H87ZM140 105V104H139ZM142 105H141V107H142ZM200 105V106H201ZM27 106H25V108L27 107ZM32 106V105H31ZM39 106V105H38ZM39 106V107H40ZM52 106V107H53ZM63 106H62V109H63ZM67 106V105H66ZM153 106V108L154 107H156L157 106V104L155 105H151V107ZM167 106H171V107H168V108H174V106L171 104V105H167ZM173 106V107H172ZM187 106V105H186ZM194 106H196V105H193V107ZM3 107H4V105H3ZM15 107H16V104H15ZM20 107V106H19ZM18 107V108H19ZM29 107V106H28ZM27 107V108H28ZM59 107V106H58ZM89 107V106H88ZM88 107H86V108H88ZM140 107V106H139ZM138 107V108H139ZM145 106H143L142 107V109L144 108ZM164 107V106H163ZM166 107V106H165ZM191 107V106H190ZM190 107H189V110H190ZM198 106H196V108H197ZM219 107V106H218ZM221 107V106H220ZM223 107V106H222ZM222 107H221V109H222ZM237 107V106H236ZM9 108V107H8ZM24 108V107H23ZM24 108V109H25ZM34 108H35V106H34ZM42 108H39L40 110H42ZM48 108H49V106H48ZM51 108V107H50ZM57 108V107H56ZM85 108V109H86ZM133 108V107H132ZM152 108V109H153ZM202 108V107H201ZM11 109V108H10ZM9 109V110H10ZM17 109V108H16ZM15 109V110H16ZM28 109H30V108H28ZM27 109V110H28ZM53 109V108H52ZM51 109V111H53ZM62 109H61V111H62ZM88 109H90V108H88ZM88 109H87V111H88ZM122 109V108H121ZM137 109V108H136ZM140 109V108H139ZM142 109H140V110H142ZM145 110H146V107L144 108ZM148 109V108H147ZM157 109H158V107H157ZM163 109V108H162ZM206 109V108H205ZM220 109V108H219ZM236 109V108H235ZM35 110V109H34ZM92 110V109H91ZM105 110H106V113H108L109 114V117L107 116V117H105V114H104V112H105ZM149 110V109H148ZM154 111H155V109H153ZM159 110V109H158ZM188 110V112H190ZM195 110V108L193 109V110H191V112L192 111H194ZM232 110V109H231ZM1 111V110H0ZM7 110H5V112H6ZM11 111H12V109H11ZM14 111V110H13ZM19 110H17V112H18ZM23 111V109L21 110V113H23L22 112ZM33 111V110H32ZM31 111V113L32 114H34V115H32L33 117L35 116V114L36 113H38L39 111L36 109L35 111H37V112H35V113H33ZM42 111H44V110H42ZM47 111H49V110H46L45 112H47ZM55 111V110H54ZM86 111V112H87ZM119 111V112H118ZM133 111H135V109L133 110ZM139 111V110H138ZM203 111H205V110H203ZM234 111V109L232 110V112ZM15 112V111H14ZM16 112V113H17ZM25 112V111H24ZM27 112V111H26ZM28 112H30V110L28 111ZM85 112V113H86ZM118 112V113H117ZM137 112V111H136ZM143 112H144V110H143ZM153 112V111H152ZM158 112V111H157ZM157 112H155V113H157ZM162 112V111H161ZM167 111H166V109L164 110V112L163 113H166ZM169 112V111H168ZM174 112H175V110H174ZM196 112V111H195ZM221 112V111H220ZM230 112V111H229ZM235 112V111H234ZM1 113V112H0ZM3 113V112H2ZM8 113H9V111H8ZM16 113H14V114H16ZM43 112H41L40 113V116H42L43 114H42ZM53 114H54V112H52ZM51 112L49 113V114H52ZM56 113V112H55ZM148 113V112H147ZM173 113V112H172ZM178 113V112H177ZM205 113V112H204ZM228 113V112H227ZM9 114H11V112L9 113ZM9 114H5V120L7 119V121L8 122H12L13 121V118H12V116L11 115H9ZM20 114V112L18 113V115ZM25 113H23V115H24ZM28 114H30V113H28ZM27 114V115H28ZM42 114V115H41ZM65 114V113H64ZM87 114V113H86ZM107 114V115H108ZM132 114V113H131ZM135 114V113H134ZM173 114H176V112L175 113H173ZM229 114H231V113H229ZM248 114V115H247ZM1 115V114H0ZM13 115V114H12ZM17 115V114H16ZM37 115V114H36ZM46 114L44 113V116H45ZM63 115V114H62ZM89 115V116H90ZM119 115V114H118ZM143 116H146V115H144V114H142ZM158 115V114H157ZM180 115V114H179ZM179 115H177V116H179ZM193 116H194V114H192ZM248 116V118H247V116ZM15 115H13V117H14ZM20 116H22V115H20ZM88 116V117H89ZM117 116V115H116ZM135 116V115H134ZM133 116V117H134ZM163 116V115H162ZM169 116H171V115H169ZM201 116H203V119H204V114L203 115H201ZM215 116H216V114H215ZM1 117H3V116H1ZM17 117V116H16ZM24 117V116H23ZM36 117H38L39 118V116L37 115ZM35 117V118H36ZM48 117V116H47ZM85 117H86V115H85ZM136 117V116H135ZM146 117H148V116H146ZM168 117V116H167ZM176 117V116H175ZM187 117V116H186ZM245 117L247 118V119H245ZM25 118V120H26V118H28V116H25L24 117ZM35 118H34V120H35ZM65 118V117H64ZM117 118V117H116ZM115 118V119H116ZM141 118L142 117H140L139 119L140 120H138V121H145L144 119L143 120H141ZM144 118V117H143ZM170 118V117H169ZM180 118V117H179ZM188 118V117H187ZM187 118H185V119H187ZM202 118V117H201ZM214 118H217V117H214ZM2 119V118H1ZM18 119V118H17ZM29 119H32L30 116H29ZM40 119V118H39ZM35 120V121H39L40 122V120L42 121V117H41V119L40 120ZM49 119V118H48ZM118 119V118H117ZM136 120L138 119V118H135ZM162 119H164V118H162ZM171 119V118H170ZM176 119V118H175ZM54 120V119H53ZM62 120V119H61ZM64 120V119H63ZM72 120V121H73ZM89 120V119H88ZM120 120V119H119ZM155 120H158V119H155ZM155 120H154V122H155ZM169 119H166V121H168ZM172 120H173V118H172ZM188 120H189V118L187 119V121L186 122H184V123H187L188 122ZM194 120V121H193ZM215 120V121H216ZM7 121H5V122H7ZM20 121H24V120H20ZM30 121V120H29ZM46 121V120H45ZM55 121V120H54ZM66 121V120H65ZM83 121H84V119H83ZM109 121V120H108ZM148 121V120H147ZM159 121V120H158ZM158 121H156V123H154L152 126H153V128H156L159 124H158ZM171 121V120H170ZM170 121H169V125H168V127L170 126V124L172 125V123H170ZM212 121V120H211ZM214 121V120H213ZM213 121H212V123H213ZM3 122H4V119H3ZM3 122H0V130L1 129H3L2 128V126H3ZM4 122V123H5ZM16 122V121H15ZM15 122H14V124H15ZM26 123H24V122H20L21 124L23 123V124H26V126H27V122H28V119L25 121ZM43 122H44V120H43ZM137 122V121H136ZM152 122V121H151ZM162 122V121H161ZM171 122H175V120L174 121H171ZM30 123H31V121H30ZM33 123L34 124H36L34 121H33ZM42 123V122H41ZM110 123V122H109ZM138 123V122H137ZM159 123H160V121H159ZM22 124V125H23ZM29 124V123H28ZM33 124V125H34ZM40 124V123H39ZM82 124V123H81ZM85 123H83V125H84ZM86 124H87V122H86ZM89 124V123H88ZM87 124V125H88ZM108 124V123H107ZM134 124H135V122H134ZM139 124V123H138ZM148 124V123H147ZM152 124V123H151ZM161 124V123H160ZM5 125V124H4ZM6 125H7V123H6ZM8 125H10L9 123H8ZM21 125V126H22ZM32 125V126H33ZM83 125H81V127L83 126ZM143 125V124H142ZM157 125V126H156ZM167 125V124H166ZM10 126H14V125H10ZM10 126H8V127H6V128H8L7 130L9 131V128H10ZM20 126V127H21ZM29 126V125H28ZM67 126H68V123H67ZM86 126V125H85ZM134 126V125H133ZM212 126H214V125H212ZM19 127V128H20ZM25 127V126H24ZM70 127V126H69ZM77 127V126H76ZM88 127V126H87ZM90 127V126H89ZM101 127V128H100ZM142 127V126H141ZM151 127V126H150ZM160 127V126H159ZM15 128V127H14ZM14 128H13V130H14ZM30 128V127H29ZM63 128V127H62ZM62 128L60 129L62 132H63V130H62ZM65 128V127H64ZM73 128V127H72ZM92 128H90V129H92ZM106 128V127H105ZM134 128V127H133ZM138 128H139V126H138ZM152 128V127H151ZM152 128V129H153ZM158 128V127H157ZM190 128V129H191ZM24 129V128H23ZM27 129V128H26ZM82 129H84V127H82ZM81 128L79 129V130H82ZM87 129V128H86ZM94 129H92V131L94 130ZM104 129V128H103ZM102 129V130H103ZM107 129V128H106ZM121 129H123L122 128V125H121V127H119L118 129H117V131L118 130H121ZM131 129H132V127H131ZM17 130V129H16ZM64 130H66V129H64ZM89 130V129H88ZM96 130H94V131H96ZM142 131V129L140 128L139 129V131ZM154 130V129H153ZM152 130V131H153ZM156 130V129H155ZM3 131H5L4 129H3ZM10 131H12V129L10 130ZM10 131H9V133H10ZM19 131V130H18ZM105 131V130H104ZM228 133H227V132ZM58 132V131H57ZM102 132V131H101ZM101 132H99V133H101ZM124 132V131H123ZM122 132V133H123ZM131 132V131H130ZM157 132V131H156ZM155 131H153V133H155V136L158 134V133H156ZM169 132V131H168ZM6 133H7V131H6ZM27 133V132H26ZM34 133V132H33ZM63 133H65V132H63ZM69 133V132H68ZM97 133H98V131H97ZM103 133V132H102ZM121 133V134H122ZM150 133V132H149ZM190 133V132H189ZM1 134V133H0ZM13 134H14V131H13ZM20 134H21V132H20ZM19 134V135H20ZM53 134V133H52ZM71 134V133H70ZM106 134V133H105ZM107 134H109V133H107ZM113 134V133H112ZM111 134V135H112ZM114 134H116V135H119V136H121V134L118 132V133H114ZM113 134V135H114ZM124 134V133H123ZM147 134V133H146ZM226 134H229L227 137H228V142H229V144L227 145V148H231L230 150L229 149H224V150H226V152L223 154V157H222V159H221V161H220V164H219V169L221 170V173L222 172H224V173H222L220 176L221 177H219V182L217 183L218 184V186H214V187H218V188H222V190H220V189H214V190H211V192H209L208 194H206V195H204V191H202V190H204V189H202L201 188V184H202V182H206L207 184H210V186H211V184H212V182L214 183V179L216 178V175H215V173L214 172H216L218 169H216V165L214 164V162L213 163H210V161H209V157L210 156H215L216 157V155H214V154H212V150H214L213 149V144H212V142H214V138H217L218 139V141H220V138H222V136H225ZM12 134L10 133V136H11ZM54 135H56V134H54ZM53 135V136H54ZM59 134H57V136H58ZM65 135V134H64ZM67 135V134H66ZM65 135V136H66ZM87 135V134H86ZM97 135V134H96ZM99 135V134H98ZM112 135V136H113ZM133 135V134H132ZM145 135V134H144ZM151 135L152 134H150V135H148V136H150L151 137ZM154 135V134H153ZM170 136H171V133L169 134ZM189 135V134H188ZM6 136H8V135H6ZM19 137L18 135H13V137H14V139L15 138H17V137ZM30 136V135H29ZM49 136V135H48ZM60 136V135H59ZM102 136V135H101ZM107 136V135H106ZM119 136H117V138H119ZM125 136V135H124ZM158 136V137H159ZM165 136H167V132H166V134H165ZM191 136H192V134H191ZM12 137V138H13ZM54 137H56V136H54ZM64 137V136H63ZM90 137V136H89ZM105 137V136H104ZM104 137H102V138H104ZM123 137V136H122ZM146 136H144V138H145ZM157 137V136H156ZM242 137H244V140L242 141V143L241 144H243L242 145V147L241 148H238V150H237V152L234 154V150H233V154H234V156L233 157H235V155L236 154H238V160H236V159H227L228 158V154H230L229 152H231L232 151V148H234V146H236V149H237V145H240L239 144V140L242 138ZM7 138V137H6ZM50 138V137H49ZM58 138H60V137H58ZM62 138V137H61ZM60 138V139H61ZM66 138V137H65ZM67 138H68V136H67ZM93 138V137H92ZM95 138V137H94ZM97 138V137H96ZM115 138H116V136H115ZM149 138V137H148ZM153 137H151V139H152ZM170 138V137H169ZM193 138V137H192ZM211 138H213V139H211ZM26 139V138H25ZM57 139V138H56ZM55 139V140H56ZM60 139H57V140H60ZM166 139H167V137H166ZM222 139H224V138H222ZM4 140H5V137H4ZM64 140V143H66L65 142V139H63ZM67 140V139H66ZM70 140V139H69ZM68 140V141H69ZM90 140H91V138H90ZM94 140V139H93ZM118 140V139H117ZM169 140V139H168ZM211 140H213L212 142H210ZM14 141H18V138H17V140L15 139ZM13 141V142H14ZM33 141V140H32ZM54 141V140H53ZM78 141H80V140H78ZM116 141V140H115ZM142 141H144V140H142ZM146 141V140H145ZM170 141V140H169ZM168 141V142H169ZM215 141H216V139H215ZM221 141H223V140H221ZM6 142V141H5ZM8 142V141H7ZM12 142V141H11ZM12 142V144L13 145H16L17 143H13ZM41 142V141H40ZM147 142V141H146ZM166 142V141H165ZM217 142V141H216ZM19 143V142H18ZM34 143H35V140H34ZM37 143V142H36ZM42 143V142H41ZM40 143V144H41ZM126 143V142H125ZM143 143H144V145H143ZM170 143V142H169ZM219 143V142H218ZM221 143V142H220ZM2 144H3V142L1 143V147H2ZM5 145H6V143H4ZM29 144L30 143H28V148L30 147L29 146ZM33 143H31V145H32ZM40 144H38V145H40ZM43 144V143H42ZM107 144V143H106ZM124 144V143H123ZM226 144V143H225ZM8 145H9V143H8ZM11 145V144H10ZM13 145H11L12 147H14ZM26 145V144H25ZM35 145V144H34ZM46 145V146H47ZM51 145V146H52ZM65 145V144H64ZM165 145V147H163ZM218 145H220V144H217V146ZM222 145H224V144H222ZM222 145H221V148H222ZM20 146V145H19ZM19 146H18V148H19ZM52 146V147H53ZM67 146V145H66ZM65 146V147H66ZM122 146V145H121ZM170 146V145H169ZM172 146V145H171ZM225 146V145H224ZM6 147H8V146H6ZM10 147V146H9ZM25 148H27L26 146H24ZM36 147V146H35ZM64 147V146H63ZM116 147V146H115ZM173 147V146H172ZM18 148H17V150H18ZM21 148V147H20ZM108 148V147H107ZM107 148H105V149H107ZM124 148H126V146L124 147ZM127 148H130L128 145H127ZM126 148V149H127ZM169 148V147H168ZM215 148V147H214ZM220 147H218V149H219ZM1 149V148H0ZM11 149H13V148H11ZM16 149V148H15ZM45 149V148H44ZM109 149V148H108ZM113 149V148H112ZM116 149V148H115ZM115 149H113L114 151H115ZM144 149L145 150H147V149H151L152 150V152L154 153V154H152L153 155V157H152V155H151V157H150V159H152V162H150L149 161V163L147 162V163H145V164H141V160H142V152L144 151ZM166 149V148H165ZM218 149H217V151L216 152H218ZM19 150H21V149H19ZM113 151V152H114ZM150 151V150H149ZM167 151L168 150H166V153H167ZM215 151V150H214ZM243 151V152H242ZM1 152V151H0ZM45 152V151H44ZM91 152H93V153H91ZM119 152V151H118ZM128 152V151H127ZM146 151H144V153H145ZM151 152V153H152ZM243 153V155H242V153ZM4 153V152H3ZM16 153V154H17ZM112 153V152H111ZM147 153H148V151H147ZM232 153V152H231ZM241 153V154H240ZM5 154V153H4ZM3 154V155H4ZM92 154H94V158H93V160H95L96 162V164H94V165H96V170H95V168H94V170H95V173H94V175L93 176H95L96 178L94 179V180H89V178L90 177H88L89 175H88V170H89V168L91 167V164H89V161H88V159H90V158H92L91 156H92ZM149 154V153H148ZM163 154H164V151H163ZM185 154H187V155H185ZM216 154V153H215ZM218 154V153H217ZM257 154H261L260 156H259V158H257V159H255L256 157H257ZM1 155V154H0ZM23 155V156H24ZM76 155H77V153H76ZM113 155V154H112ZM146 155V154H145ZM185 155V156H184ZM232 155V154H231ZM74 158H73V157ZM147 156V155H146ZM150 155H148V157H149ZM183 156H184V162H182V165H181V167L179 166H177V162H178V160H176V159H181V157H182V159H183ZM220 156V155H219ZM221 156H222V154H221ZM117 157V156H116ZM170 157V156H169ZM215 157H213V158H215ZM218 157V156H217ZM231 157V156H230ZM22 158V157H21ZM25 158V157H24ZM24 158H23V160H24ZM26 158V159H27ZM77 158H78V156H77ZM77 158H75V159H77ZM26 159H25V161H26ZM27 159V160H28ZM148 159V158H147ZM166 159H168V158H166ZM182 159L179 161L180 163H181V161H182ZM219 159V158H218ZM211 160H213L212 159V157H211ZM17 161V160H16ZM15 161V162H16ZM175 161H177V162H175ZM214 161H216V160H214ZM30 162V161H29ZM32 162V161H31ZM178 162V163H179ZM212 162V161H211ZM24 163V162H23ZM27 163H28V161H27ZM77 163V162H76ZM91 163V162H90ZM93 163V162H92ZM176 163V164H175ZM215 163H217V162H215ZM237 163V162H236ZM257 163H259V164H257ZM61 164V165H60ZM63 164V167L65 166ZM88 164L90 165V167L88 166ZM255 164V165H254ZM28 165V164H27ZM79 165V164H78ZM93 165V164H92ZM109 165V166H108ZM179 165V164H178ZM235 165H237V164H235ZM234 165V166H235ZM35 167H36V165H34ZM47 166H49V167H51V170H52V174H50V173H46L45 171H46V167ZM65 166V167H66ZM200 166H202L203 168V170H201V172H198L199 171V169H198V167H200ZM218 166V165H217ZM238 166V165H237ZM24 167V168H23ZM79 167V166H78ZM48 168V167H47ZM76 168V170H77V167H75ZM37 169H38V167H37ZM40 169V168H39ZM69 169V168H68ZM67 169V170H68ZM88 169V170H87ZM91 169V168H90ZM197 169H198V171H197ZM215 169H216V171H215ZM255 169V168H254ZM258 169H259V167H258ZM49 170V169H48ZM51 170H49V171H51ZM61 170H62V168H61ZM66 170V171H67ZM74 170V169H73ZM80 170V169H79ZM240 170V172H238ZM244 170V169H243ZM65 171V170H64ZM88 171V172H87ZM246 171V170H245ZM250 171H252V170H250ZM249 171V172H250ZM254 171V170H253ZM91 172V171H90ZM89 172V173H90ZM93 172V171H92ZM247 172V171H246ZM259 172V171H258ZM37 173V172H36ZM46 173V174H45ZM61 173H63V172H60V174ZM70 173V172H69ZM73 173H75V172H73ZM77 173V172H76ZM216 173H218V172H216ZM229 173V174H228ZM50 174V175H49ZM67 174V173H66ZM93 174V173H92ZM219 174V173H218ZM228 174V175H227ZM233 174V175H234ZM243 174V173H242ZM241 174V175H242ZM249 174V173H248ZM247 174V178H245L246 177V175L245 174H243L242 176L244 177V175H245V179H247L246 181H248V180H250L251 178L253 179L254 178V173H253V176H252V174L250 173V175H248ZM37 175H38V173H37ZM62 176H63V174H61ZM68 175V174H67ZM70 175V174H69ZM71 175H73V174H71ZM70 175V176H71ZM76 175V174H75ZM78 176V175H77ZM228 176V177H227ZM230 176L232 177V174H230ZM242 176H241V178H242ZM256 176V175H255ZM16 177H18V178H16ZM24 178V180L23 181H21L22 183H19V184H16L15 185V182H14V180H16V179H19L20 180V178ZM67 177V176H66ZM72 177V176H71ZM75 177V176H74ZM73 177V178H74ZM109 177V176H108ZM142 177V178H141ZM160 177H162V178H160ZM178 177H181L180 178V180H179V178L177 179ZM16 178V179H15ZM61 178L62 177H60V180H61ZM111 178V177H110ZM126 177H124V180H126L125 179ZM230 178V179H229ZM232 178H234V180H235V176L234 177H232ZM241 178H240V176H239V179H240V181H241ZM256 178V177H255ZM63 179V178H62ZM109 179V178H108ZM112 179V178H111ZM110 179V180H111ZM128 179V178H127ZM160 179H165V184H163L162 183V181H161V183L164 185L163 186V189L160 191H155V189L157 188V186L156 185H154L155 184V182H157V181H159ZM237 179V178H236ZM238 179V180H239ZM244 179V180H245ZM258 179V178H257ZM123 180V181H124ZM17 181V180H16ZM62 181V180H61ZM180 182V183H177V182ZM232 181V180H231ZM254 181V180H253ZM17 182H19V181H17ZM126 182V181H125ZM236 182V181H235ZM250 182V181H249ZM180 184L179 186H180V188L178 187V185H177V187L179 188V189H175L174 188V185L175 184ZM205 183V184H206ZM232 183H233V181H232ZM238 183V181L236 182V184ZM256 183V182H255ZM111 184V183H110ZM135 184V183H134ZM156 184H158V182L156 183ZM239 184H240V182H239ZM252 184V182L250 183V185ZM123 189H124V191L126 192V196L125 195H123V196H125V197H127V199L129 200V202L130 201H132V200H134L131 196H133L134 194V192L131 194L130 193V191H131V189L129 190V188H131L130 186H129V188L128 187H126L128 184H125V183H123ZM126 185V186H125ZM130 185V184H129ZM136 185V184H135ZM146 185V184H145ZM215 185V184H214ZM238 185V184H237ZM236 185V186H237ZM262 185V186H261ZM58 186H60V184L58 183ZM71 186V187H72ZM109 186V187H110ZM136 186V187H137ZM235 186V187H236ZM55 187V186H54ZM53 187V188H54ZM143 187V188H142ZM148 187V186H147ZM146 187V188H147ZM176 187V188H177ZM203 187H205V186H203ZM211 187H213V185L211 186ZM232 187V188H231ZM238 187V186H237ZM251 187H252V185H251ZM255 187V186H254ZM56 188V187H55ZM58 188V187H57ZM210 188V187H209ZM209 188H207V189H209ZM60 189V188H59ZM58 189V190H59ZM159 189V188H158ZM206 189V188H205ZM206 189V190H207ZM237 189V188H236ZM46 190V191H45ZM55 190V189H54ZM97 190V192H99V193H97L96 195H95V191ZM134 190V189H133ZM157 190V189H156ZM235 190V189H234ZM86 191V192H85ZM121 191H122V189H121ZM128 191H129V193H128ZM135 191V190H134ZM145 191H146V189H145ZM185 192V194L186 193H190L191 195L190 196H188V198H184L186 195L184 194V192ZM220 191H221V193H220ZM56 192H57V190H56ZM61 191H59V193H60ZM162 193V195H158V196H156L158 193ZM207 192V191H206ZM141 193V192H140ZM181 193H183V194H181ZM88 194V193H87ZM108 194V193H107ZM106 194V195H107ZM137 194V195H138ZM143 194V193H142ZM181 194V195H180ZM101 195V194H100ZM140 195V194H139ZM183 195V196H182ZM38 196V197H39ZM56 196H57V194H56ZM58 196H60V194L58 195ZM86 196V195H85ZM110 196V195H109ZM35 197V196H34ZM33 197V198H34ZM52 197H54L55 198V196H52ZM102 197V196H101ZM105 198L107 197V196H104ZM122 197V196H121ZM130 197L132 198V200H130ZM141 197V196H140ZM153 197H155L154 198V203H153V205H151V203H152V201H153ZM54 198H52L53 200H54ZM86 198H87V196H86ZM93 198H95V199H97V197H93ZM92 198V199H93ZM123 198V197H122ZM204 198H202L201 200H203ZM59 199V198H58ZM70 199H72V200H70ZM88 199V198H87ZM126 199V200H127ZM140 199V198H139ZM46 200V199H45ZM101 200H103V199H101ZM168 200H170L169 202H168ZM60 201V200H59ZM59 201L58 202H56L55 201V203H59ZM122 201V203H123V200H121ZM136 201V200H135ZM94 202V201H93ZM138 202V201H137ZM136 202V203H137ZM140 202V201H139ZM168 202V203H167ZM203 202V201H202ZM31 200H30V203L29 204H27V205H31ZM37 203H39V201L37 202ZM45 202L43 201V202H40L38 205H35V204H33V205H31L30 206V212L29 213H31V216H30V218H32L34 215H36L37 216V214L39 215V212L38 211H42V212H45L46 210V206H44L43 204H44ZM46 203H48V201H46ZM54 203V204H55ZM135 203V204H136ZM70 204H71V202H70ZM89 204V203H88ZM93 204H95V202L93 203ZM125 204V203H124ZM134 204V205H135ZM203 204H204V202H203ZM59 205V204H58ZM89 205H91V203L89 204ZM53 206H55V205H53ZM95 206H97V205H95ZM99 206V207H100ZM110 206H114V210H113V212H112V210L110 211ZM151 206H153V207H151ZM45 207V208H44ZM64 207H63V210L61 211L62 213H63V211L65 210L64 209ZM71 207H73V206H71ZM70 207V205H69V208H71ZM94 207V206H93ZM198 207V206H197ZM204 206H203V208H205ZM25 208H27V206L26 207H23V209H25ZM48 208V207H47ZM68 208V207H67ZM90 208V207H89ZM98 208V207H97ZM202 208V207H201ZM248 208V207H247ZM57 210V207L56 208H53L52 207V210H54V211H56ZM90 209H92V208H90ZM95 209V208H94ZM100 209V208H99ZM136 209V208H135ZM189 209V208H188ZM21 210V211H20ZM44 210V211H43ZM59 210V209H58ZM192 210V211H193ZM203 210V209H202ZM238 210V213H237V216L235 215V217H237V221H238V223H237V225L235 226L234 224H232V222H231V219H232V221L235 219L236 220V218L234 217V214L236 213V211ZM245 210H246V212H245ZM250 210V209H249ZM264 210V209H263ZM47 211H48V209H47ZM51 211V210H50ZM54 211H52V212H54ZM86 211V210H85ZM95 211L96 212H98L96 209H95ZM95 211H94V213H95ZM102 211V210H101ZM189 211V210H188ZM191 211V212H192ZM194 211H196V210H194ZM193 211V212H194ZM204 212H205V210H203ZM251 211V210H250ZM24 212V211H23ZM28 212V211H27ZM26 212V213H27ZM42 212H40L41 214H42ZM60 212V211H59ZM69 212H70V210H66V211H64V214H63V217L62 218H59V217H61V216H57V215H55L54 216V218H49L51 221H52V223H53V225H51V227L53 226V238H54V242L51 244V245H56L57 246V244H56V242H57V238L58 237H61V234H60V236H59V229H61V230H63V228H61V225L63 226V224L65 225L66 224V232H65V234H62V235H64V239H66V246H65V249H66V252H67V250H69L68 248L72 245L71 244V242H73V239H74V235H75V228H76V223L74 222V220H73V218H71L70 216H69ZM92 212H93V209H92ZM124 212V211H123ZM151 212V214H149ZM153 212V213H152ZM197 212V211H196ZM195 212V214H197ZM202 212V211H201ZM46 213V212H45ZM44 213V214H45ZM71 213H73V212H71ZM74 213H76L75 211H74ZM100 213V212H99ZM98 213V214H99ZM188 213H190V212H188ZM205 213H208V212H205ZM10 214V213H9ZM55 214H56V212H55ZM61 214V213H60ZM86 215H87V213H85ZM85 214H83L82 213V215H84L85 216ZM89 214V213H88ZM101 214V213H100ZM102 214V215H103ZM148 214V215H147ZM191 214V213H190ZM221 214H222V216H221ZM49 215V214H48ZM74 215H77V213L76 214H74ZM80 215H81V213H80ZM101 215V216H102ZM148 216V218L147 217H145L144 218V216ZM193 214H191V216H192ZM25 216V215H24ZM44 216V215H43ZM51 216V215H50ZM49 216V217H50ZM53 216V215H52ZM84 216H83V218H84ZM122 216V217H121ZM187 216H189V214L187 215ZM250 216V215H249ZM27 217V216H26ZM46 216H44V217H42L43 219L45 218ZM77 217V216H76ZM86 217V216H85ZM91 217H93V216H91ZM94 217H99L98 215L96 216V214L94 215ZM154 217H155V215H154ZM260 217V218H259ZM13 218V217H12ZM28 218V217H27ZM48 218V217H47ZM78 218H79V216H78ZM96 218V219H97ZM100 218H103V217H100ZM190 218V217H189ZM192 218V217H191ZM211 218V219H212ZM234 218V219H233ZM257 218H259L258 220H257ZM39 219V218H38ZM86 219H87V217H86ZM85 219V220H86ZM89 219V218H88ZM109 219H107V220H109ZM210 219V220H211ZM44 220H46V221H48L46 218L44 219ZM80 220V219H79ZM81 220H82V218H81ZM106 220V221H107ZM189 220V219H188ZM224 220V219H223ZM251 220V219H250ZM249 220V221H250ZM27 220H25V222H26ZM45 221V222H46ZM50 221V222H51ZM83 221V220H82ZM105 221V222H106ZM149 221V223H151L150 221L151 220H148ZM182 221H184L187 225H185V226H182V225H184L185 223H183ZM192 221V220H191ZM9 222H10V220H9ZM8 222V223H9ZM21 222V223H20ZM28 222H29V220H28ZM27 222V223H28ZM86 222V221H85ZM88 222V221H87ZM87 222H86V224H87ZM92 222V221H91ZM90 222V223H91ZM95 222V221H94ZM98 222V221H97ZM109 221H107V223H108ZM153 222V221H152ZM211 222V221H210ZM224 222V221H223ZM234 222V221H233ZM236 222V221H235ZM250 222V223H251ZM11 223V222H10ZM9 223V224H10ZM43 223H44V221H43ZM89 223V222H88ZM89 223V224H90ZM96 223V222H95ZM155 223V222H154ZM165 223V224H166ZM188 223H189V225L191 224L193 227L194 226H197V227H194V229H193V227L192 226H189L188 225ZM3 224V225H4ZM13 224V225H14ZM25 224V223H24ZM35 224V223H34ZM51 224V223H50ZM86 224L84 223V222H82L81 224H80V226H81V230L84 232L85 230H87V227H89V226H86ZM93 224V223H92ZM91 224V225H92ZM101 224V223H100ZM137 224H139V223H137ZM140 224V225H141ZM148 224V223H147ZM147 224H146V226H147ZM210 224V223H209ZM12 225V224H11ZM12 225V226H13ZM33 225V224H32ZM38 225V224H37ZM90 225V226H91ZM96 225V224H95ZM107 225V224H106ZM106 225H104L103 224V226H106ZM109 225V224H108ZM122 225V224H121ZM162 225V224H161ZM248 225V226H247ZM1 226V225H0ZM34 226V225H33ZM97 226V225H96ZM209 226V225H208ZM5 227V226H4ZM25 227V226H24ZM38 227V226H37ZM48 227V226H47ZM93 227V229H94V225L92 226ZM91 227V228H92ZM106 227H108V226H106ZM106 227H104V228H106ZM119 227L121 228L122 226H120L119 225ZM184 229H183V228ZM221 227V228H222ZM13 228V227H12ZM32 228V227H31ZM35 228H36V226H35ZM50 228V227H49ZM119 228V229H120ZM146 228V227H145ZM145 228H143V227H141L140 228V230L137 232L138 233V236H136L137 238H136V242L134 243L133 242V245H131L132 247L131 248H129V250H127L128 252L125 254V256H124V258H122L123 260V264L124 263H126V264H128L129 262L131 263V261L133 260L132 258L135 256V255H133V257H131L132 256V254L134 253V250L140 245L139 243H140V240L141 239H143V238H141L142 237V235L147 231V228L145 229ZM209 228V227H208ZM220 228V229H221ZM262 228V229H261ZM14 229V228H13ZM17 229V228H16ZM23 229V228H22ZM51 229V228H50ZM65 229V228H64ZM89 229H90V227H89ZM88 229V230H89ZM101 229V228H100ZM122 229H123V227H122ZM144 229V233L142 234V230ZM152 229V228H151ZM3 230V229H2ZM36 230V229H35ZM46 230H48V229H46V225H45V223L41 226V225H39V232H38V234H37V238L36 237H34V238H36L37 239V241H36V243H35V245H36V247H37V251H36V254H37V256L35 257V258H39L40 256H42L41 254H43V253H41L40 254V250L43 248V250H44V240H43V235H46L45 234V232H46ZM60 230V231H61ZM103 230H105V229H103ZM117 230H118V228H117ZM160 230V229H159ZM206 230V229H205ZM261 230V231H260ZM1 231V230H0ZM13 231H15V230H13ZM13 231H12V233H13ZM19 231V230H18ZM38 231V230H37ZM64 231V230H63ZM92 231H94V230H92ZM97 231V230H96ZM120 231V230H119ZM128 231H131V229L130 230H128ZM137 231V230H136ZM136 231L134 232V234L136 233ZM4 232H5V230H4ZM3 232V233H4ZM7 232V231H6ZM5 232V233H6ZM36 232V231H35ZM86 232L87 231H85L84 233H82V235L84 234L85 236H86ZM218 232H221V230L220 231H218ZM19 233H20V231H19ZM74 233V234H73ZM81 233V232H80ZM88 233V232H87ZM119 233V232H118ZM124 233V232H123ZM127 232H125V234H126ZM130 233V232H129ZM128 233V234H129ZM208 233H207V235H208ZM2 234V233H1ZM0 234V235H1ZM7 234V233H6ZM11 234V233H10ZM27 234H30V236H32L31 234H33V232L32 233H30V228L28 227L26 230H25V233H24V235L22 236V240L20 241V243L19 244H16L15 245V243L14 242H16V241H14V239H13V234H11V236L10 237H8V239H9V241H7L6 243L7 244H4L5 245V247H6V245H7V249L5 250L6 251V253H3V249H5L4 247L2 248V252H0L1 254H7V255H9L8 257H9V259L12 261V260H14V257H15V253L14 252H16L17 250H18V254L20 255V257H22V259L25 261V260H27L28 259V257H29V255H30V253L29 252H31L30 250H29V246H28V242H29V239H26V238H28L29 236L27 235ZM77 234V233H76ZM91 234H92V232H91ZM120 234V233H119ZM219 234V235H220ZM3 235V234H2ZM5 235V234H4ZM18 235V234H17ZM17 235H15V236H17ZM21 235V234H20ZM20 235H18V236H20ZM47 235H49V233L47 232ZM51 235V234H50ZM93 235V234H92ZM145 235V234H144ZM235 235V234H234ZM247 235V234H246ZM245 235V236H246ZM249 235V234H248ZM28 236V237H27ZM34 236H36V235H34ZM58 236V237H57ZM79 236H80V234H79ZM87 236H88V234H87ZM90 236V235H89ZM120 236H122V235H120ZM231 236V237H230ZM82 237V236H81ZM93 236H92V238H94ZM143 237H145V236H143ZM199 237L198 238H196L197 239V241H198V239H199ZM223 237H222V239H223ZM243 237H244V240H242L243 239ZM2 238H4V237H0V239H2ZM17 238V237H16ZM21 238V237H20ZM33 238V237H32ZM45 238V237H44ZM48 237L46 236V239H47ZM52 238V237H51ZM88 238V237H87ZM91 238V237H90ZM193 238V237H192ZM204 238V237H203ZM202 238V239H203ZM215 238H217V239H215ZM18 239V238H17ZM50 239V238H49ZM97 239V238H96ZM201 239V240H202ZM204 239V240H205ZM259 239V240H258ZM264 239V238H263ZM4 240V239H3ZM27 240H28V242H27ZM34 240V239H33ZM52 240V239H51ZM59 240V245H60V243H61V241H60V239H58ZM131 240V239H130ZM193 240V239H192ZM195 240V239H194ZM228 240L226 241V242H224V243H222V244H225V243H228ZM242 240V241H241ZM251 240V239H250ZM262 240V239H261ZM2 241V240H1ZM77 241V240H76ZM135 241V240H134ZM203 241V240H202ZM209 242V243H213V242ZM224 241V240H223ZM233 241V240H232ZM5 242V241H4ZM32 242V241H31ZM30 242V243H31ZM64 242V241H63ZM95 241H93V243H94ZM157 242V243H156ZM208 242V241H207ZM249 242V241H248ZM247 242V243H248ZM18 243V242H17ZM75 243V242H74ZM200 243V242H199ZM208 243V244H209ZM217 243V242H216ZM215 243V244H216ZM219 243V242H218ZM246 243V242H245ZM246 243V244H247ZM256 243V244H255ZM261 243H263L262 241H261ZM1 242H0V247H1ZM76 244V243H75ZM77 244H76V246H77ZM142 244V243H141ZM198 244V243H197ZM207 244V243H206ZM207 244V245H208ZM218 245L217 247H215V250H213L214 252L212 253V258H211V262H210V264H224L223 262L225 261V255H223V249L225 248L224 247V245ZM242 244V243H241ZM244 244V243H243ZM18 245V246H17ZM45 245H46V243H45ZM49 245V244H48ZM58 245V246H59ZM62 245V244H61ZM127 245V244H126ZM206 245V246H207ZM226 245V244H225ZM249 246L251 245V244H248ZM31 246V245H30ZM47 246V245H46ZM55 246V247H56ZM63 246V245H62ZM128 246V245H127ZM177 246V245H176ZM179 246V245H178ZM205 243H200V246H199V248H198V250H196L194 253H193V255H192V258L189 260V262H188V264H203V262L201 261L202 260V258L200 259V257L203 255V253L205 252V250H208V249H206L205 247ZM209 246V245H208ZM240 246V245H239ZM244 246H245V253H243L242 255H240V256H242V259H244L245 257H246V261H244V262H242L241 261V264H248V258H247V256H249V255H251L250 253V251H251V248H248V247H246V245L244 244ZM32 247H33V245H32ZM49 247V246H48ZM47 247V248H48ZM140 247V246H139ZM157 247V246H156ZM155 247V248H156ZM197 247V246H196ZM222 247H224V248H222ZM227 247H228V245H227ZM241 247V246H240ZM242 247H243V245H242ZM35 248V247H34ZM52 247H50V249H51ZM54 248V247H53ZM52 248V250H54ZM71 249H73L72 247H70ZM106 247H104L103 249H105ZM122 248V247H121ZM174 248V247H173ZM187 248V247H186ZM247 248V249H246ZM17 249V250H16ZM56 249V251L59 249V248H55ZM119 249V250H118ZM138 249V248H137ZM158 249V248H157ZM156 249V250H157ZM160 249V248H159ZM175 249V248H174ZM231 249V248H230ZM234 249L232 250L233 252H232V255L234 254ZM244 249V248H243ZM52 250H51V252H52ZM62 250H64V249H62ZM155 250V249H154ZM156 250H155V252H156ZM171 250V251H170ZM225 250V249H224ZM236 250V252H237V249H235ZM61 251V250H60ZM59 251V252H60ZM70 251V250H69ZM102 251H104V250H102ZM122 251H123V249H122ZM139 251V250H138ZM137 251V252H138ZM228 251V250H227ZM35 252V251H34ZM58 252V251H57ZM154 252V253H155ZM173 252V251H172ZM172 252H171V254H172ZM208 252V251H207ZM225 252H226V250H225ZM229 252H231V251H229ZM253 252V251H252ZM32 253L33 252H31V256H32ZM122 253V252H121ZM141 253V252H140ZM188 253V252H187ZM227 253V252H226ZM34 254V253H33ZM50 254V253H49ZM59 254V253H58ZM120 254V253H119ZM135 254V253H134ZM136 254H138V253H136ZM208 254V253H207ZM206 254V255H207ZM210 254V253H209ZM225 254V253H224ZM236 254V253H235ZM253 254V253H252ZM52 255V254H51ZM155 255V254H154ZM173 255V254H172ZM230 255V254H229ZM1 256V255H0ZM4 256H6V255H4ZM3 256V257H4ZM16 256H18V255H16ZM53 256V255H52ZM83 256V255H82ZM84 256H83V258H84ZM171 256V255H170ZM205 256V255H204ZM239 256V257H240ZM2 257V256H1ZM19 257V258H20ZM43 257V256H42ZM46 257V256H45ZM86 257H85V259H86ZM116 257V256H115ZM118 257V256H117ZM120 257H121V255H120ZM169 257V256H168ZM211 257V256H210ZM227 257H228V255H227ZM230 257V256H229ZM229 257H228V259H226V260H229ZM232 257V256H231ZM235 257H236V255H235ZM16 258V257H15ZM18 258V259H19ZM33 258V257H32ZM44 258V257H43ZM54 258H56V257H54ZM82 258V259H83ZM114 258V257H113ZM113 258H111L112 260H113ZM150 258V257H149ZM204 258V257H203ZM17 259V258H16ZM15 259V260H16ZM22 259H19V260H22ZM53 259V258H52ZM84 259V260H85ZM100 259V258H99ZM117 259V258H116ZM132 259V260H131ZM142 259V260H143ZM207 260H209L208 258H206ZM253 259V258H252ZM252 259H249V260H251L252 261ZM23 260H22V262H23ZM37 260V259H36ZM46 260V259H45ZM80 260V261H79ZM131 260V261H130ZM138 260V259H137ZM148 260V259H147ZM146 260V261H147ZM205 260V259H204ZM203 260V261H204ZM231 260H233V259H231L230 258V262H231ZM47 261V260H46ZM52 261V260H51ZM53 261H55V259L53 260ZM52 261V262H53ZM87 261V260H86ZM141 261V260H140ZM144 261V260H143ZM146 261H145V263H146ZM170 261V260H169ZM169 261H167V262H169ZM206 261V260H205ZM204 261V262H205ZM237 261V260H236ZM16 262V261H15ZM30 262H31V260H30ZM30 262H29V264H30ZM33 262V261H32ZM35 262V261H34ZM38 262V261H37ZM43 262H45V261H43ZM47 262H50V260L49 261H47ZM47 262H45V263H47ZM52 262H50V263H52ZM113 262H115V261H113ZM112 262V263H113ZM118 262V261H117ZM133 262H134V260H133ZM135 262H136V260H135ZM138 262V261H137ZM183 262V261H182ZM208 262V261H207ZM1 263V262H0ZM11 263V262H10ZM20 263V262H19ZM19 263H17V264H19ZM25 263H26V261H25ZM144 263V262H143ZM144 263V264H145ZM166 263V262H165ZM164 263V264H165ZM3 264V263H2ZM7 264H9V262L7 261ZM21 264H23V263H21ZM27 264V263H26ZM32 264H34V263H32ZM37 264V263H36ZM53 264H54V262H53ZM83 264V263H82ZM110 264V263H109ZM120 264H122V262L120 263ZM131 264H133V263H131ZM139 264H140V262H139ZM168 264V263H167ZM171 264V263H170ZM184 264V263H183ZM227 264V263H226ZM231 264V263H230ZM234 264V263H233Z\"/></svg>",
  "mask_w": 264,
  "mask_h": 264
},
{
  "label": "rangeland",
  "instance_id": "374dc122",
  "mask_svg": "<svg viewBox=\"0 0 264 264\" xmlns=\"http://www.w3.org/2000/svg\"><path fill=\"white\" fill-rule=\"evenodd\" d=\"M8 1V0H7ZM22 2L23 3V6H20L19 5V3L20 2ZM10 0V1H8V3L7 2H5V5H4V1L3 0H0V5H1V9H2V11H4L3 13L1 12V9H0V14L2 13L3 15H5V16H3L2 14L0 15L1 16V18L3 19V17H4V19L2 20L1 18H0V22H1V25L2 26H4V27H2V28H0L1 30H0V35L2 34L3 36H5V37H3L2 35L0 36V43H2L4 46H5V49H8L7 51V55H9L10 53H9V51L12 49L11 47H10V45H11V43H9L12 39L13 40H15L16 42L18 41L19 43H20V45L18 44V46H19V50L20 51H17L19 54H20V52H21V56H22V54H23V56H22V59L25 57V55L24 54H26L24 51V48H25V40H27L26 41V43H30V45H31V48H32V46H33V48H34V52L32 51V49H30L29 47H30V45H29V47H28V49L30 50H28V52L29 53H27L26 55H27V57L26 58H24L23 60L21 59V56H19V54L17 53L16 55V57H15V55H9V57L8 56H6L5 58H6V60H7V57H8V61H6L4 64H9L8 66L7 65H5V67L7 68V67H9L10 66V68H7V70L8 71H10L9 73H11L12 72V69H13V65H14V61H15V58H16V60H17V63L15 64V65H17V72H18V74H20L21 75V77H20V75H17L16 77L18 78H15V76H13V78H9V81H8V79H6L5 78V76L3 75L4 73H3V71L1 70V69H3V68H5L4 67V64L2 65L1 63H0V122H3V119H4V122L5 121H7V119L5 120V114H9L10 112H11V114H9V115H11L12 116V118H13V121L10 123V122H3L2 124H3V126H2V128L5 130V131H3V129H1L0 130V163L2 162V161H4L5 160V158H6V154H7V152H9V151H15L16 153L18 152H20V155L17 153H15V155L14 156H16V157H13V158H18V159H14V165L16 166L18 163L20 164V162H21V165L23 166V164H25V169L27 168V170H24V171H26L25 173H23L24 175H22V177H24L25 178V175L27 174H29V170H28V167L31 165V163H32V165H33V167H32V171L34 172V168H36L35 170V172H34V174L32 173V177L34 178V177H37V176H40V174H41V167H40V165L39 164H35V162H33L34 160H30V159H28L24 154H22V153H24V151H27L28 149H31L32 150V147H34L35 149H33V153H36V148L37 147H39V146H41V145H43L42 146V148L41 147H39L41 150L43 149V151H42V155L44 156V157H46V155H47V148H54L55 149V147L57 148V149H55V150H58L59 149V146L61 145L62 146V149H64V150H67V148H68V146L70 145V143H71V141H73V140H75V139H73L74 137L75 138H77L78 139V137L79 136H81V137H79V139L78 140H80V141H78L77 139V142H76V140H75V144H74V141H73V146L75 147L76 146V149H79V145L81 144V139H82V135H79L81 132H83V130L84 131H87V135L85 134V132H83L84 133V135H85V137L88 139L89 138V140H88V142H90L89 143V146H88V144L86 145L87 146V149L89 148V150L90 151H92L93 149V147H95V146H93V145H95V142H97V139L98 138H100L98 141H102V139H105V141H103V145L104 146H106V147H104V151H106V153L105 152H103V150H102V158H104L103 160H106L105 161V164H107V163H109V165L111 164V163H114L115 162V160L118 158V156H119V154L118 153H120L121 151L120 150H122V148L123 149H125V150H127L126 151V153H127V155H128V157H129V154L131 155V152H132V148H131V146L128 144L129 143V140L136 134V131H137V133L139 134V135H141V133H143L142 135H141V137H140V140H141V142H145V144L146 143H148V142H154L155 140H158V139H160V136L159 135H163V133H159V132H161V130H162V132H163V128L164 127H166L167 126V130L165 131V134H166V132H167V136H165V134L162 136V138L161 139H163V141H164V139H165V141H164V143H165V145H166V143H167V146L165 147V145L163 146V147H165L164 149L162 148V152H161V154L159 155V157H161L162 155V157H161V159L160 158H158L159 160H158V165H157V167L158 166H164V164H167L170 160H171V157H172V155H173V151L175 150V149H173L172 150V148H175L174 147V144H173V141H172V132H170V129H171V127L172 126H174L177 122H179L180 121V119H181V113L179 112L180 110H176V108H175V104H177V101H178V93L181 91H184L185 90V93L184 92H182L181 94L183 95V97L185 96V99L187 100H185L184 99V102H183V106H185V107H183V108H185L184 110L185 111H187L186 113V116L189 118V120H188V122L187 123H184V122H186L187 121V117L185 116V118H187V119H183L181 122L183 123V124H185V126H186V128H187V125H188V128H187V130H188V134H187V136L192 140V142H193V140H194V136H195V134H196V132H193V129L190 127L191 125H192V121L190 120V117H191V119H192V117H195L196 115V118L194 119L195 120V122H196V120H197V118H198V112H199V110H202L201 112H199V113H201V114H199V120H197V124L199 123V124H202L203 122H205V119H206V114H207V103H206V97L204 98V92H205V90H206V85H208V82H207V80H204V82H203V78L204 79H206L204 76H203V78L202 77H200L199 79H197V81L200 83L199 84V86H198V88H197V90H198V93L201 95H199L198 94V96H196V98L194 99L195 100V103L193 104L189 99H191V98H189V92H191V90H192V87H193V83L191 82V77L189 76V77H187V73H188V75H189V73L192 71V63H191V61L195 58V57H197V55L198 56H200V54H204V56H202L205 60H203L202 61V65H200L199 66V69L198 70H200L199 72H205L204 70H208L209 69V67H207V65L209 64V62H210V60H211V58H209L210 56H209V54H210V48L212 47V46H217V45H219V46H221L222 45V41L221 40H223V38L224 37H226V36H228V34H225V32H226V30H227V27H225L226 25L224 24V23H226L227 24V16L225 17V19L223 20L224 22H223V24L221 25L222 26V29L221 28H219V29H221L220 30V32H217V30H218V27L214 24V22H212L214 25H213V27H215V28H213V30H212V35H209L210 36V38L209 39H211V40H208L211 44H213V45H211L210 43H207L206 44V42H208V41H205V39H204V37H201L200 38V40H198L199 38H198V36H197V42H198V45H197V42H195L194 43V45L192 46V48H194V46H195V49H193L192 50V48L190 47L189 48V46H187L188 44L187 43H183V50H185V52L183 53V52H181L182 54H180L181 55V57H177L176 56V58H174V56L173 55H171V53H170V50H171V48L169 47H166L165 48V50L166 51H164V58L162 57V54L160 53V52H158L159 51V49L161 48V47H163V46H165L167 43L169 44V37H170V35H169V28H168V26H166V28H168V29H166V28H164L165 30H163L165 33H164V35H165V37H166V39L164 38V36H163V38H164V41H160V42H158V43H160V44H158V43H155V45H154V43H153V39L152 38H154L155 37V34H156V31H157V29H158V25L159 26H161L162 27V25L164 26V25H166V24H168L167 22H166V20H163V19H167L166 18V15L165 14H167V11H166V8H164V9H162V11L159 13V15L160 16H162V17H160V16H157V15H155V14H153L154 13V11H153V9H154V7H156V5L158 6V4H157V1L156 2H153V3H150V5L148 4L147 5V7H146V9H147V12H146V15H148V17H146L145 16V19L142 21V22H140L139 20V18L138 17H136V15L134 14V12H133V10H132V12H130L131 11V9H126V7L128 6V8H130L131 7V5L130 4H132V5H135V3H134V0H128V2L130 3L129 5H130V7H129V5H127L128 4V2L126 3V4H124L125 6L124 7H122V11L119 9V8H117V5H113L112 7L111 6H108L109 8H107V10L106 11H104L103 13H102V19H101V23H99V25H101V26H103V29H102V33L101 34H103V36L102 35H100V36H102L101 38H100V36L98 37V38H100L99 40H98V38H97V40H98V42H97V49H92V44H93V42H95V40L96 39H94L95 38V32H94V30H93V28H95L96 27V25H95V18H96V15H98V13L99 12H101V9L103 8L102 6H101V9H100V6H98L95 10H97V9H99V10H97V11H99V12H96L95 13V11L94 12H92V15L90 16V14H91V10H89V12L88 11H86V14H83L84 15V19H87L86 20V23H87V25H86V23H85V26H87L88 27V29L85 27V32H84V34L82 35V36H84V37H82V38H85L86 39V41H85V39H83L82 41H79V39H77L76 37H78L79 38V30H78V27L76 26V27H73V25L75 24H77V22L75 23V21L78 19L76 16H75V18H74V16L72 17L73 19H71V20H73L74 21V23H73V21H68V23L66 22V20L64 21V16H60V13H58L59 12V7H60V5L61 4H63L65 1H67V2H65V5L67 4L68 6H69V8L71 9L72 7H74V5H76V2L77 1H75V0H69V1H71V2H69L68 0H30V2H33V4L35 5H33L32 3H30L29 2V0ZM24 1L27 3V5H25L24 4ZM42 1V2H41ZM48 1V3H49V5H48V3L46 4L45 2H47ZM75 3H74V2ZM88 2H91L92 3V5H96V0H87ZM133 1V2H132ZM189 1H191V3L189 2ZM188 1V4L190 5V7L192 6L193 8V10L192 9H190V11L192 10L193 12V16H192V18H195V19H197V21H194L196 24L198 23V21H199V23L198 24H201V19L203 18V17H210L212 14L211 13H209V10H210V3L208 4V3H206V7H207V14L206 13H204V14H206V15H204V14H199V12H197L198 10H196V0H194L193 2H192V0H189ZM235 1V0H234ZM10 2V3H9ZM19 2V3H18ZM55 2V3H54ZM71 3V4H69V3ZM95 2V3H94ZM110 2V1H109ZM207 2H209V1H207ZM21 3V4H22ZM50 3H54V4H52L51 5V8H50ZM60 3V4H59ZM155 3V4H154ZM231 4V1H229V0H227L226 1V6H227V10L230 8V4ZM8 6H7V5ZM29 4H31V8H32V10L31 11H28V12H30V13H28V18H27V16H26V9H25V7L27 6L28 7V5ZM39 4H43L42 6L41 5H39ZM72 4H74L73 6H72ZM154 4V5H153ZM186 4H187V2H186ZM187 4V5H188ZM193 4H194V6H193ZM16 5L19 7H16ZM36 5H38V6H36ZM46 5H48V7L46 6V9H44L45 8V6ZM59 5V6H58ZM66 5V8H68V6ZM153 5V6H152ZM188 5V6H189ZM243 5H244V3H243ZM243 5H240V7H239V11H240V13H238L239 14V16L238 17H240L241 15H242V13H243V11L245 10V7L243 6ZM7 6V7H6ZM11 6V7H10ZM40 6V7H39ZM57 6V7H56ZM151 6V7H150ZM228 6H229V8H228ZM6 7V8H5ZM14 9H13V8ZM26 7V8H27ZM35 7V8H34ZM44 7V8H43ZM54 7V8H53ZM208 7H209V10H208ZM244 7V8H243ZM8 8V9H7ZM11 10H10V9ZM16 8V9H15ZM22 8V9H21ZM24 8V9H23ZM47 8H48V10H47ZM56 8H57V10H56ZM111 8H113V10H111ZM151 8V9H150ZM153 8V9H152ZM19 9H20V13H19ZM41 9H43L42 11H41ZM50 9H53V10H50ZM104 10H105V8H103ZM102 9V10H103ZM108 9H109V11H113V12H109L108 11ZM125 9V10H124ZM181 10H179L178 11V16H180V14H181V16H180V18L181 17H184L185 16V14L186 13H184V11H183V9L182 8H180ZM256 9H258V8H256ZM18 10V11H17ZM77 10V9H76ZM75 10V11H76ZM118 10V11H117ZM119 10L121 11L120 13H122V12H124V13H126V18L125 17H123L122 18V15L123 16H125V14L124 13H122V15L120 16L119 14ZM151 10H152V12H151ZM14 11H15V15H14ZM25 11V12H24ZM41 11V12H40ZM52 11H53V14H52ZM56 11H57V13H56ZM125 11H127V12H125ZM150 11V12H149ZM190 11H188V12H190ZM238 11V12H239ZM7 12V13H6ZM9 12V13H8ZM35 12V13H34ZM78 14H82V12H80V11H76ZM87 12L89 13V14H87ZM105 12H108V13H105ZM131 13V14H129V13ZM180 12H182V13H180ZM242 12V13H241ZM253 13L255 12L254 10L252 11ZM5 13V14H4ZM41 13V14H40ZM115 13V14H114ZM127 13L129 14V15H127ZM149 13V14H148ZM152 13V14H151ZM165 13V14H164ZM252 13V14H253ZM21 16H20V15ZM24 14V15H23ZM31 15V18H29V16ZM58 14V15H57ZM110 14V15H109ZM133 14V15H132ZM162 14V15H161ZM198 14V15H197ZM209 14H210V16H209ZM241 14V15H240ZM6 15H7V17H6ZM18 17H17V16ZM39 15L40 16H42V17H39ZM49 15H51L52 16V18H51V16H49ZM60 16V17H57V16ZM85 15H87V16H85ZM88 15H89V17H93L92 19H90V18H88ZM113 15H115L116 17L118 16V17H120V18H122V19H117L116 20V17L115 16H113ZM130 15H132V16H130ZM177 15H176V17H175V19H178V17H177ZM183 15V16H182ZM196 15V16H195ZM199 15H201L202 17H199L198 18V16ZM3 16V17H2ZM13 16H15V19H14V17ZM24 16L26 17V18H24ZM46 16V17H45ZM106 16H108L109 18H107ZM112 16L113 17H115V21L116 22H118V23H115V21L113 20L114 18H112ZM128 16H130V17H128ZM135 17L134 19L133 18H131V17ZM151 17V19H150V17ZM154 16V17H153ZM160 17V18H157V17ZM163 16H164V18H163ZM12 17V18H11ZM23 17V18H22ZM57 17V18H56ZM155 17H156V19H155ZM6 18V19H5ZM11 18V19H10ZM16 18H17V20L19 21V23H16ZM56 18V19H55ZM60 18V19H59ZM77 18V19H76ZM107 18V23H106V20L105 19ZM124 18H125V23H124ZM149 18V19H148ZM179 18V19H180ZM201 18V19H200ZM8 19V20H7ZM15 20V21H11V20ZM20 19V20H19ZM29 19V20H28ZM34 19V20H33ZM38 19V20H37ZM44 19H46V20H44ZM52 19H54V20H52ZM63 21H62V20ZM90 19V21H89V23H88V20ZM103 19H104V21H103ZM133 19V21H131ZM152 19H154L153 21H152ZM160 19H162V22L163 21H165V23L163 22V24H161L160 23ZM194 19V20H195ZM238 19V18H237ZM236 19V20H237ZM4 20L5 21H7V22H4ZM28 20V21H27ZM37 22H36V21ZM49 22H48V21ZM60 20H61V23H60ZM94 20V21H93ZM129 20V21H128ZM136 20H138V22L136 21ZM156 20H158V22L156 21ZM8 21H9V23H8ZM12 23H11V22ZM23 21V22H22ZM93 21V23H91ZM119 21H122V23L120 22L119 23ZM131 21V22H130ZM134 21H136V25L134 24ZM145 21H146V23H145ZM150 21V22H149ZM151 21H152V23H155V24H158V25H155V24H153L152 25V23H151ZM177 21H178V23H177ZM15 22V23H14ZM41 22H42V24H41ZM104 22V23H103ZM111 22V23H110ZM149 22V23H148ZM157 22V23H156ZM181 22V23H180ZM30 23V25H28ZM52 23V24H51ZM62 23H64V24H62ZM66 23V24H65ZM69 23L72 25V28H70L71 26L69 25ZM129 23H133L134 24V26H133V24H132V26H133V31H135V32H132L133 34H136V36L134 35V37H137V38H133V34L131 35V36H129V37H126L125 35H124V33H125V29H127L128 27H132L131 26V24H130V26H129ZM138 23V24H137ZM184 23V24H183ZM17 24V25H16ZM47 24V25H46ZM51 25V27H50V25ZM63 25V26H58V25ZM91 24H92V32L91 33H89L90 31H89V29L91 30ZM113 24H116V25H113ZM119 24V25H118ZM120 24H122L121 25V27H120ZM144 24H145V26H144ZM152 26H151V25ZM179 24H181V26L183 27H180L179 26ZM0 25V26H1ZM9 25V26H8ZM12 25H15V26H18V27H16V29H19V30H16L14 27L15 26H12ZM39 25H44V26H39ZM53 25V26H52ZM65 25H68V26H65ZM105 25H106V27H105ZM109 25H110V29L108 28V30H105L104 31V29H107V27H109ZM126 25V26H125ZM148 25V26H147ZM37 26H38V28H37ZM46 26H48V28L46 27ZM100 26V27H101ZM114 26V28H115V26H117V28H112V30H111V27H113ZM155 26V27H154ZM179 26V27H178ZM220 26V27H221ZM224 26V27H223ZM11 27H13L14 29H13V32H12V29H11ZM24 27H25V29H24ZM40 27V28H39ZM41 27H42V29H41ZM55 27V28H54ZM65 27H69V41H71V43H69V42H67V41H65L66 43H64V40L62 39V38H60V37H62V35H61V33H62V31H63V29L65 28ZM118 27H119V29H118ZM143 27H145V29H146V32H145V34H144V28ZM147 27V28H146ZM154 27V28H153ZM165 27V26H164ZM178 27V29H179V31H183V30H185V22H184V20L181 18V20L179 21V20H176V24H175V28H177ZM9 28L11 29V30H9ZM44 28V29H43ZM54 28V29H53ZM59 28V29H58ZM123 28V29H122ZM137 28L139 29L138 31H137ZM156 28V29H155ZM196 28H197V26H195V28H194V31H196ZM5 29H6V31H5ZM20 29L22 30V31H20ZM46 29V30H45ZM48 29V30H47ZM56 29V30H55ZM61 29V30H60ZM74 30V34H73V32H70V31H72V30ZM118 29V30H117ZM142 29L144 30V31H142ZM147 29H150V30H147ZM215 29V30H214ZM217 29V30H216ZM224 29V30H223ZM9 32H8V31ZM17 32H16V31ZM43 30V32H42V34H41V32L40 31H42ZM55 32H54V31ZM68 30V29H67ZM87 30V31H86ZM112 31V34H114L115 36H112V34L110 35L111 37H114V39H117V51L114 49V51L116 52V53H114L113 51V53H114V55H113V53H111V52H106V48H105V46H104V44L102 45V43H104V41H105V39H107L108 37H109V35H108V33L110 32V31ZM156 30V31H155ZM167 30V31H166ZM235 28H232L230 31L231 32H229V39L233 36V38L232 39H234V35H235V33H233V32H235ZM4 31V32H3ZM49 31V33H47V32ZM58 31V32H57ZM61 31V33H59ZM77 31H78V33H77ZM89 31V32H88ZM106 33H104V32ZM109 31V32H108ZM116 31V34L115 33H113V32H115ZM122 31H124V33L122 32ZM142 31V32H141ZM153 31H155V33H153ZM219 31V30H218ZM224 33H223V32ZM6 32H7V34H6ZM16 34H15V33ZM30 32V33H29ZM38 32V33H37ZM39 32H40V35H39ZM76 32V33H75ZM88 32V33H87ZM117 32H118V34H117ZM119 32H120V34H119ZM123 34H122V33ZM180 32V33H181ZM248 33L250 32V31H247ZM246 32V33H247ZM11 33H13L12 34V36H11ZM21 34V35H17V34ZM26 33V34H25ZM32 33V34H31ZM57 33V34H56ZM58 33L60 34V35H58ZM72 33V34H71ZM141 33H142V35H141ZM149 33V34H148ZM215 33V35H213ZM217 33V34H216ZM221 33V34H220ZM230 33H232V36H231V34ZM251 33V32H250ZM250 33L249 34H245L246 36H248V35H250ZM5 34V35H4ZM9 34V35H8ZM27 34H29V35H31V36H33V37H30L29 35H27ZM49 34V35H48ZM55 34H56V36H55ZM89 36L90 34V36L93 38H91L90 37V39H89V37L87 36V35ZM140 34V35H139ZM152 34V35H151ZM223 34V35H222ZM13 35H15V37L16 38H14V36ZM24 35H27L26 37L24 36ZM35 35V36H34ZM54 36V40H56V41H53V42H55L54 44H53V42H48L49 40V38L51 37V36ZM58 35V36H57ZM73 36V38L75 37L76 39H77V41L76 40H74L73 38H72V36ZM93 35V36H92ZM120 37H119V36ZM168 35V36H167ZM182 35L183 34H181L180 35V37L181 38H183L182 37ZM7 36V37H6ZM8 36H10V38L8 37ZM37 36V37H36ZM39 36H42L41 38H43L44 39V42H43V40L41 39L40 40V37ZM46 36V37H45ZM48 36V37H47ZM50 36V37H49ZM88 38H87V37ZM118 36V37H117ZM140 36H142V37H140ZM214 36H215V39H214ZM21 38V39H19L18 40V38ZM26 39H25V38ZM29 37H30V39H29ZM57 37L59 38L58 40H57ZM104 37V38H103ZM116 37V38H115ZM122 37H124V39H126V40H122ZM140 37V38H139ZM199 37H200V35H199ZM212 37V38H211ZM6 39L5 40V42L3 43V39ZM24 38V39H23ZM36 39V40H34V39ZM48 38V39H47ZM127 38H129L130 39V41H129V39H127ZM143 40H142V39ZM169 38V39H168ZM249 38V36L247 37V38H245V40H244V46H245V44H249L251 41L248 39ZM9 39V41H7ZM32 39V40H31ZM45 39H47V40H45ZM71 39V40H70ZM87 39H89V40H87ZM119 39V40H118ZM137 39V40H136ZM144 39H145V41H144ZM202 39V40H201ZM219 39V40H218ZM232 39H230V42H229V40H227L228 42H226V44H224L223 45V48H222V51H223V54H224V56L223 57H225V58H223L222 57V59L220 58L217 62H219V63H217V65L218 66H222V65H224L225 64V62H228V59H230V56H229V54H230V51H228V47H229V45H230V43H232ZM24 40V41H23ZM30 40H31V42H30ZM94 40V41H93ZM120 40H122L123 41V43L120 41ZM141 40L142 41H144V42H141ZM152 40V41H151ZM213 40V41H212ZM218 40V41H217ZM33 41H35V42H33ZM43 43H42V42ZM76 41V42H75ZM79 41V42H78ZM89 41V42H88ZM128 41V42H127ZM168 41V42H167ZM264 41V37L261 39V41H260V43H264L263 42ZM17 42V43H18ZM39 42H41L42 44H40ZM49 43V44H47V43ZM59 42H62L61 44H58ZM73 42H75V43H73ZM81 42V43H80ZM86 42L87 44H90V45H87V44H84V43ZM92 42V43H91ZM101 42V43H100ZM120 42L123 44V46H124V44H125V46L123 47L121 44H120ZM137 42H139V43H137ZM146 42H147V44H146ZM214 42V43H213ZM40 45H39V44ZM46 43V44H45ZM73 43V44H72ZM98 43H100V44H98ZM130 45H129V44ZM134 45H132V44ZM137 43V44H136ZM202 43V44H201ZM215 43H218L217 45L215 44ZM22 44H24V45H22ZM35 44V45H34ZM43 44L44 45H46L45 47H43ZM53 44V45H52ZM57 44V45H56ZM64 44V45H63ZM67 44H69L68 46H70V45H72L71 47L72 48H74V49H72L71 47V49H69V47L68 46H66ZM119 44H120V46H119ZM149 44H151V45H149ZM167 44V46H170V45H168ZM184 44H187V45H184ZM201 44V45H200ZM40 46L41 48H37L38 46ZM84 46V47H82V48H84V52H83V54L81 55L82 57L81 58H86V62L89 60V59H91V60H89V61H92V63H94L93 64V67H91V68H93V69H88L89 67L88 66H82V68H81V70L83 69L84 71H86V72H84V71H78V70H76V69H72V70H70V75H72L71 76V80H70V82H69V84L71 83V82H73L72 84H70V85H72V86H68V90H69V93H71L70 94V96H69V94H68V91H64V87H63V85H61L59 82H57V83H55L56 81H53V79L54 80H56L55 78V76H54V72H52L53 71V66L51 65V64H56V62L58 61V63L61 61L62 63H63V59H64V57H66V56H64V51H66L67 49L68 50H70L71 51V53L73 52V54L74 55H76L77 53H78V51H79V49H80V46ZM88 46V47H85V46ZM99 45L101 46V47H104L103 48V50H105L104 52H103V50H102V48L100 47V49H99ZM144 45V46H143ZM209 45V48L207 47ZM226 45V47H224ZM243 45V44H242ZM20 46H21V48H20ZM50 46H54L53 48L52 47H50ZM55 46H58L57 48L55 47ZM60 46V47H59ZM61 46L63 47V48H61ZM78 46V47H77ZM121 46H122V48H121ZM129 46V47H128ZM131 46V47H130ZM142 46V47H141ZM148 46V47H147ZM185 46V47H184ZM204 46V51H206V52H204L203 51V53L201 52V49H202V47ZM9 47V48H8ZM43 47V48H42ZM65 47V48H64ZM135 49H134V48ZM146 47V48H145ZM47 48V49H46ZM55 48H56V51H55ZM60 50H59V49ZM92 49V50H90V49ZM121 50H120V49ZM124 48V49H123ZM130 48H133L137 53H135V51L134 50H132V49H130ZM138 48H140V49H138ZM185 48H187V49H185ZM241 48H243V46L241 47ZM38 49V50H37ZM41 49V50H40ZM43 49V50H42ZM45 49V50H44ZM49 49V50H48ZM51 49H53V51H55L56 53L57 52H61L60 54L59 53H57L56 55L58 56H56V60L55 59H53V57H51V52H52V50ZM58 49V50H57ZM76 49V50H75ZM86 49H88V50H86ZM147 49V50H146ZM192 50L191 52H192V55H193V51H195L194 52V55L192 56L191 54V56L189 55V50ZM224 49V50H223ZM51 50V51H50ZM61 50H63V51H61ZM95 50V52H93V53H91V51H94ZM132 50V51H131ZM143 50V51H142ZM149 50H151L150 52H148ZM154 50V51H153ZM198 50V51H197ZM209 50V51H208ZM39 51V52H38ZM41 51H43V52H41ZM100 51H102V52H100ZM144 51H146L148 54H149V56H148V54L145 52L144 53ZM189 53H188V52ZM201 53H200V52ZM36 52V53H35ZM75 52V53H74ZM77 52V53H76ZM99 52L100 53H102V54H99ZM127 52V53H126ZM132 52V53H131ZM138 52H141V53H138ZM153 52V53H152ZM197 52V53H196ZM199 52V53H198ZM228 54H227V53ZM40 53H42L41 55H39ZM98 53V54H97ZM110 53L113 55H110ZM118 53V54H117ZM122 53V54H121ZM143 53V54H142ZM13 54V53H12ZM32 54V56H30ZM33 54H34V56H33ZM48 54H50V56L48 55ZM84 54H86V55H84ZM90 54V55H89ZM94 54H97V57L96 56H94ZM128 54V55H127ZM137 54V55H136ZM168 54V55H167ZM186 54V55H185ZM190 56H188V55ZM206 54H207V57H206ZM225 54H226V56H225ZM29 55V56H28ZM36 55V56H35ZM43 55H46V57H44ZM105 55H107V56H105ZM122 55V56H121ZM125 55V56H124ZM132 55V56H131ZM134 55V56H133ZM151 55V56H150ZM161 55V56H160ZM179 55V56H180ZM184 55V56H183ZM228 55V56H227ZM10 56H13V57H11L10 58ZM124 56V57H123ZM138 56V58H140V60H138V58L136 59V57ZM148 56V57H147ZM159 56V57H158ZM168 56H173L171 59H172V61L174 62V64H172V65H169V66H167L166 65V59H167V57ZM187 56V58H188V60H187V62L186 63H184L182 60H184L185 59V57ZM28 57H31L30 58V60L28 61L29 63H30V65H27L26 63H28V62H23L24 60H26ZM44 57V58H43ZM78 57V56H77ZM95 57V58H94ZM149 57L152 59V61H151V59H149ZM158 57V58H157ZM163 59H162V58ZM192 57V58H191ZM35 58V59H34ZM37 58H38V60L39 59H41L42 61L43 60H45V63H44V61L41 63V61H38L37 60ZM88 58V59H87ZM93 58V59H92ZM106 58V59H105ZM109 58V59H108ZM159 58H161V60L159 59ZM173 58L175 59V60H173ZM178 58H180V59H178ZM183 58V59H182ZM208 58V59H207ZM12 61H11V60ZM21 59V60H20ZM34 59V60H33ZM50 59H51V61H50ZM53 59V60H52ZM59 59H61V60H59ZM95 59V60H94ZM97 59V60H96ZM115 59V60H114ZM117 59V60H116ZM136 59V60H135ZM147 59H149V60H147ZM158 59V60H157ZM177 59V60H176ZM260 58L258 57V60H257V58L255 59V61H257V63L255 62V63H253L252 65L253 66H255V67H252V69L253 68H255L256 70H254V72H253V70L252 71H250L251 73V75H252V73H254V75H253V79H251V81L252 80H254L252 83H250V88H249V90H248V92H247V96H248V98L249 99H251L252 97H251V95H253V93L255 94V92H256V89L254 90V88H252L251 89V87H256V86H254L255 84H256V82H257V80H258V78L260 77V74H261V72H263V70L261 71V68L260 67H258V65H259V63H260V60H259ZM19 60H20V63H18L19 62ZM36 60V61H35ZM126 60V61H125ZM139 62H138V61ZM154 60V61H153ZM160 60V61H159ZM181 60V63L179 62ZM222 60V61H221ZM226 60V61H225ZM10 61V62H9ZM22 61V62H21ZM46 61H47V63L49 62H52V63H50V65H49V63L47 64L46 63ZM96 61V62H95ZM107 61V62H106ZM134 61H135V63H134ZM141 61V62H140ZM221 61V62H220ZM1 62V61H0ZM8 62V63H7ZM32 62H34V63H32ZM40 62V63H39ZM59 63L60 65L62 64V63ZM107 63V66H105V64H102V63ZM133 64H132V63ZM145 62V63H144ZM23 63V64H22ZM25 63V64H24ZM28 63V64H29ZM38 64V65H36V64ZM57 63V64H58ZM109 63V64H108ZM125 63V65H127L128 66V68L129 69H127V67L126 66H124L123 64ZM142 63V64H141ZM151 63V64H150ZM157 63H158V65H157ZM185 64V67H186V69H185V67H184V69L183 70H181L180 68H179V64ZM188 63H190V65L188 64ZM205 63H207V64H205ZM12 64V65H11ZM20 66H19V65ZM41 64H43L44 65V67H45V69H44V67L41 65ZM56 64V65H57ZM96 64H98V66L96 65ZM120 64H121V66H120ZM137 64L139 65V67L137 66ZM144 64V65H143ZM157 65V66H155V65ZM23 65V66H22ZM35 65V66H34ZM47 65V66H46ZM60 65L59 66H57V69L56 70H58V68L59 69H61V67H60ZM94 65H96V67L97 68H99V69H97L96 70V68H95V66ZM117 65V66H116ZM124 66V68H123V66ZM129 65H131V66H129ZM135 65V66H134ZM175 65V66H174ZM186 65H189V66H186ZM12 66V67H11ZM25 66V67H24ZM39 66H42V70H41V67L39 68ZM49 66H52V67H50V68H47V67H49ZM62 66V65H61ZM100 66V67H99ZM146 66V67H145ZM163 66H165V68H163ZM172 67L173 68V72H171L172 70V68H170V70H169V67ZM174 66V67H173ZM257 66V67H256ZM2 67V68H1ZM27 67V68H26ZM35 67H36V69H37V67H38V69L36 70L35 69ZM84 67V68H83ZM117 67V68H116ZM147 68V69H145V68ZM155 67V68H154ZM157 67H158V69H157ZM164 69L163 71H162V68ZM188 67V68H187ZM204 67H206V69L204 68ZM224 67L226 68V65H224ZM5 68V69H6ZM27 70H26V69ZM34 68V69H33ZM47 68V69H46ZM88 70H87V69ZM154 68V69H153ZM175 68H176V70H175ZM178 68V69H177ZM208 68V69H207ZM225 68H223V69H219L218 71L219 72H216L215 74L218 76V77H222V75L221 74H219V73H222L223 74V72H222V70H224ZM239 68H241V67H239ZM258 68V69H257ZM24 69V70H23ZM31 69H32V71L34 72H32L31 71ZM52 69V70H51ZM114 69V71H112ZM117 69V70H116ZM124 69H126V70H124ZM145 71H143V70ZM156 69V70H155ZM19 70V71H18ZM46 70H48V74H50L49 76H47V78H45L46 77V75H48L47 74V71ZM75 70V71H74ZM91 70H93V71H95V72H93V71H91ZM99 70H100V72H99ZM102 70V71H101ZM104 70V71H103ZM153 70V72H154V70H155V72L153 73V72H151ZM165 70L166 71H168V72H171V74L172 75H176V76H172V80L168 83V84H166L165 82H163V81H165V80H161L162 78L161 77H163L164 76V73H165ZM181 70V71H180ZM236 71H234V73H232L231 75H233V76H231V77H229V78H231L230 79V81L232 82V80L233 79H235L236 78V80H234L233 81V84L232 83H230V84H228L227 85V87H229V91L231 90V92L234 94V92L236 91V92H238L239 91V88H237L238 87V83L240 82L239 81V79H238V75H239V69L238 68H236L235 69ZM35 71H36V73H35ZM37 71H39L38 73H37ZM45 71H46V73H45ZM76 71H78V72H80L79 74L81 75V77H82V82L84 81V79H86L87 78V80H85L84 81V86H85V94L87 95L88 93H89V90L91 89V86H89L90 85V83H91V78L92 79H94V82L92 81V83H91V85L93 86V85H95L96 86V88L98 87V89H96V88H94L96 91L94 92V94H95V96H98L100 99H98V97H97V99L99 100V102H101L102 103V101L104 102V98H102V97H111V98H108V99H112V96H113V98H115L116 96H119L118 98H116L117 100H120V103H122V104H120L119 103V105H121V106H119V111H121L122 112V110H123V107H124V100L122 101V99H123V97H124V92L127 90V84L128 83H130V82H132V80L133 81H135V82H137L136 80H138V79H140V77L139 76H141V77H145L146 79H148L150 76L152 77L153 75L152 74H155L157 77H158V87H157V89H159L158 91H156V90H152V88H151V86L149 85V86H147V88H145V89H147L146 91L145 90H143L145 93L143 94V91L142 92H140V86H135V88L133 89L134 90V94L135 95H137V96H135L132 92V95H134V96H132V95H130L131 97H135V99L138 97V96H141L142 97V95H140V94H143V98L142 99H144L145 97V101L143 100V105L140 103V101H139V99H136V101H133V100H135V99H133V98H131L132 99V101H131V105L133 104V106H131V109H132V111L130 110V115L132 116V118L131 119H133L132 120V123H131V127H132V129H131V127H129L127 130L128 131H125L126 130V128L128 127H123V124H121L122 123V115H121V117H120V112L118 113V114H116L115 115V117H113V119L116 121L117 120V122H118V128L119 127H121V125H122V128L123 129H121V130H118L117 131V129H116V131L115 132H113V131H108V129L110 128V124H111V119H109L108 118V120H106V125H104V126H102V129H98V130H96V129H94V128H92L91 127V118H92V116L90 115L92 112H93V107L91 108V106H90V104H89V101H86L87 100V98H85L86 97V95H83L84 96V98L82 97L81 98V100H82V102H83V105H82V103H81V108H80V112H86L87 111V109L88 108H90V109H88V111L85 113H80L79 111L77 112L78 114H76V112L74 113V115H73V113L71 114L70 112L72 111V107L74 106V104H75V98H77L78 97V92H77V90L75 89L77 86H76V83L77 82H75V81H79L77 78H76V76H75V79H73L74 78V74L75 75H77L78 74V72H76ZM89 71H91V72H89ZM97 71V72H96ZM142 71V72H141ZM175 71V72H174ZM179 71V72H178ZM261 71V72H260ZM26 72V73H25ZM31 73L30 75H28L27 73ZM40 72H42V73H40ZM76 72V73H75ZM87 72H89V74L90 75H88V73ZM92 72H93V75L91 76V74H92ZM102 72H103V74L105 75H103L102 74ZM113 72H115V73H113ZM119 72V73H118ZM129 72V73H128ZM162 72V73H161ZM183 72V73H182ZM185 72H186V74H185ZM198 72V73H199ZM257 72V73H256ZM22 73V74H21ZM25 73V74H24ZM33 73V74H32ZM95 73V74H94ZM108 73V74H107ZM143 73V74H142ZM158 73V74H157ZM161 75H160V74ZM178 73H182V74H185L186 75V79L183 77V76H185V75H183L182 77H183V79L186 81L185 82V84L181 87L180 85H179V83H175V82H177L178 81V77H179V75H181V74H178ZM200 73V74H201ZM218 73V74H217ZM258 73H260V74H258ZM264 73V72H263ZM27 74V75H26ZM34 74H35V77L37 76L36 74H39V77L38 78H40V80H42V78H43V75H44V78H43V81H40V80H38V78H35V77H31V75L32 76H34ZM46 74V75H45ZM129 74V75H128ZM143 76H142V75ZM151 74V75H150ZM199 74V75H200ZM215 74H213L216 78H217V76L215 75ZM3 75V76H2ZM94 75H98L97 77L95 76L94 77ZM104 76L103 78L101 77V76ZM145 75V76H144ZM147 75H149V76H147ZM211 76V77H213L214 79H215V77L214 76ZM221 75V76H220ZM237 77H236V76ZM258 77H257V76ZM28 76H30L31 77V79H30V77L28 78L29 80H30V82H28L29 80L27 79V77ZM87 76V77H86ZM88 76H91V77H88ZM100 76V77H99ZM123 76V77H122ZM137 76V77H136ZM255 76V77H254ZM42 77V78H41ZM73 77V78H72ZM125 77V78H124ZM148 77V78H147ZM233 77V78H232ZM50 78V79H49ZM102 78V79H101ZM110 78V79H109ZM112 78V79H111ZM161 78V79H160ZM220 78L217 80H215L214 81V84L215 85H217L218 86V83L220 84ZM257 78V79H256ZM26 79H27V81H26ZM47 79V80H46ZM88 79H89V82H88ZM98 79H100V80H98ZM106 80L107 82V84L103 81V82H101V80ZM201 79H202V82H200L201 81ZM213 79V80H214ZM2 80V81H1ZM4 80H7L6 81V84L7 83H11L10 85L8 84L7 86H11V87H6L5 88V91L7 92H5V91H3V92H1L2 91V85L1 84H3V82H4ZM13 80V81H12ZM24 80V81H23ZM45 80H46V82H45ZM49 80H51V81H49ZM74 80V81H73ZM98 80V81H97ZM125 80V81H124ZM159 80H161V81H159ZM175 80H177V81H175ZM188 80L190 81L189 83H188ZM212 80V79H211ZM16 81H17V83H18V81H20V83L19 84H21V85H18L17 83H16ZM235 81H236V83H235ZM14 82V83H13ZM22 82V83H21ZM24 82V83H23ZM33 82V83H32ZM75 82V83H74ZM88 83V86H86L87 85V83ZM96 82H98V83H96ZM101 82V84H99ZM117 82V83H116ZM160 82V83H159ZM39 83V84H38ZM47 83V84H46ZM51 83H53V84H51ZM105 85H104V84ZM121 83V84H120ZM125 83V84H124ZM165 85H163V84ZM174 83V84H173ZM202 83V84H201ZM205 83V84H204ZM207 83V84H206ZM30 84H32V85H30ZM35 84V85H34ZM51 84V85H50ZM59 84V85H58ZM68 84V85H69ZM100 86H99V85ZM103 84V85H102ZM118 84H120L119 86H118ZM186 84H187V86H186ZM235 84V85H234ZM13 85V86H12ZM14 85L16 86V85H18L19 87H21V88H19L18 86V88L17 89H15L16 87H14ZM28 85V86H27ZM48 85V89H47V86ZM54 85H55V87H58V88H60V87H62V88H60V89H56V88H54V92H53V87H54ZM57 85V86H56ZM73 85H74V89H72L73 88ZM110 85V86H109ZM122 85V87H120ZM127 85V86H126ZM162 85V86H161ZM179 85V86H178ZM191 85V86H190ZM204 85V86H203ZM234 85V89H232V86ZM253 85V86H252ZM104 87L103 89L105 90V88L107 89V87H108V91L106 90L105 91V93H104V90H102V87ZM166 86H168L169 87V90L167 89V87ZM173 86H174V88H173ZM185 86H186V88H185ZM236 86V87H235ZM24 87V88H23ZM44 87V88H43ZM52 87V88H51ZM69 87L71 88V89H69ZM111 89H110V88ZM117 87V88H116ZM121 89H120V88ZM161 87V88H160ZM180 89V90H178V88ZM190 88V89H188V88ZM204 87V88H203ZM7 88H10L9 90H10V92H8L9 90L7 89ZM12 88H14V89H12ZM39 88V89H38ZM149 88V89H148ZM164 88H166V89H164ZM199 88H201V89H199ZM220 88V87H219ZM219 88H217L218 89V91L216 90L215 92H217V95L216 96H218L219 97V95L221 96V94L223 95V93L225 92V90H221L220 89V91H219ZM231 88V89H230ZM8 91H7V90ZM12 89V90H11ZM56 89V90H55ZM93 89V90H94ZM100 89V90H99ZM110 89V90H109ZM115 89V90H114ZM117 89H119L118 91H117ZM171 89V90H170ZM181 89H183V90H181ZM236 89V90H235ZM252 91H251V90ZM19 90V91H18ZM62 90V91H61ZM72 90V91H71ZM112 90H113V92H112ZM136 90V91H135ZM149 90V91H148ZM165 90H168L169 92H168V95H164V93L163 92H165ZM176 90V91H175ZM179 92H178V91ZM188 90V91H187ZM199 90H200V92H199ZM232 90H234V92L232 91ZM13 91V92H12ZM74 91V92H73ZM98 91V92H97ZM114 91H117L116 93L114 92ZM156 91V92H155ZM159 91H160V93H159ZM174 91V93H173V95L170 93V92H173ZM224 91V92H223ZM6 94H5V93ZM42 92V93H41ZM47 92V93H46ZM52 92H53V95H52ZM59 92V93H58ZM64 92H66L67 93V95H66V98L67 99H65V101L67 102V103H65L66 105H64V102L65 101H63V102H60V101H58L59 100V97H61L63 94H65ZM88 92V93H87ZM97 92V93H96ZM107 92H109L108 94H107ZM152 92H153V94H152ZM203 92V93H202ZM221 92V93H220ZM230 92V93H231ZM4 93V94H3ZM33 93V94H32ZM36 93H39V94H36ZM45 93V94H44ZM74 93V94H73ZM102 93H103V95H102ZM138 93V94H137ZM158 93V94H157ZM176 93V94H175ZM249 93V94H248ZM35 94V95H34ZM40 94H42V95H40ZM56 94V95H55ZM98 94V95H97ZM110 94V95H109ZM111 94H113V95H111ZM117 94H119V95H117ZM154 95V96H152V95ZM156 94H157V96L158 97H156V98H158V100L155 98V96H156ZM186 94H188L187 95V97H186ZM219 94V95H218ZM3 95V96H2ZM8 95V96H7ZM44 95V96H43ZM50 95V96H49ZM105 95V96H104ZM108 95V96H107ZM116 95V96H115ZM146 95V96H145ZM149 95V96H148ZM151 95V96H150ZM53 96H54V100L55 101H52V99H53ZM56 96V97H55ZM67 96H69L70 97V99H69V97H67ZM161 96V97H160ZM163 96V97H162ZM171 96V97H170ZM174 96H176V99H175V97ZM264 96V95H263ZM13 97V98H12ZM34 97H37V99L36 100H34ZM39 97H40V99H42V101H40V99H39ZM47 97V98H46ZM48 97H49V99H48ZM106 97H105V100H106ZM148 97H150V98H148ZM167 97H169L168 99L170 100L171 98H174V99H172L173 101L171 102V100L170 101H167L168 99H167ZM198 97H200V98H198ZM203 97V98H202ZM4 98V99H3ZM30 98H33V100L32 99H30ZM45 98V99H44ZM52 98V99H51ZM201 98H202V101H200L201 100ZM220 98V97H219ZM2 99H3V101L5 102V103H2L3 101H2ZM7 99V100H6ZM10 99H12V100H10ZM20 99V100H19ZM30 99V100H29ZM48 99V101L46 102V100ZM69 99V100H68ZM130 99V98H129ZM130 99V100H131ZM153 99L154 100H156V101H154V103L153 104H151L152 102H153ZM166 99V100H165ZM197 99V100H196ZM204 99V100H203ZM17 100V101H16ZM27 100H29V101H27ZM69 101V103H68V101ZM97 100V101H98ZM101 100V101H100ZM152 100V101H151ZM199 100V101H198ZM9 101V102H8ZM24 101H27V102H24ZM31 101V102H30ZM33 101V102H32ZM35 101V102H34ZM38 101H40V102H37ZM72 101V102H71ZM74 101V102H73ZM85 101V102H84ZM164 101H166V102H170V103H167V104H165V102ZM16 102V103H15ZM41 102H42V104L44 105H42L41 104ZM45 102V103H44ZM48 102H49V105H48ZM87 102H88V105L87 106H85L86 104H87ZM138 102H139V104H138ZM149 102H151L150 104H149ZM156 102V103H155ZM190 102V103H189ZM199 102H201L200 104H199ZM220 101H218L217 102V105L219 106H216L218 109H217V111L215 112V111H213L214 113H213V115L214 116H211L212 118L210 119V123H209V125L211 124V126H208V127H210V129H212V130H214V129H216V126H217V124H218V120H216V119H218L219 117H221V115H222V113H223V111H224V109H225V105H224V103L221 101L220 103H219ZM10 103V104H9ZM36 103V104H35ZM50 103L52 104V105H50ZM72 103H74V104H72ZM159 103V104H158ZM189 103V104H188ZM191 103H192V105H191ZM203 103H205V104H203ZM5 104H9V108L7 107V109L5 108V106H7V105H5ZM14 104V105H13ZM15 104H16V107H15ZM22 104H24V105H22ZM27 104H28V106H27ZM35 104V105H34ZM40 106V104L43 106V107H45L44 109L40 106H38V105ZM56 104V105H55ZM60 104V105H59ZM156 105L157 104V106L156 107H154L153 108V106L151 107V105ZM173 105L174 106V108L172 109V108H168V107H171V106H167V105ZM197 104H199V105H197ZM201 104H203V105H206L204 108H203V105H201ZM3 105H4V107H3ZM12 105H13V107H12ZM32 105V106H31ZM53 105H55V107L53 106ZM64 105V106H63ZM141 105H142V107L143 106H145L146 107V110L143 108L142 109V107H141ZM187 105V106H186ZM193 105H196V106H198L197 108H196V106H194L193 107ZM201 105V106H200ZM20 106V107H19ZM25 106H27L28 108H30V109H28L27 107L25 108ZM34 106H35V108H34ZM48 106H49V108H48ZM53 106V107H52ZM59 106V107H58ZM62 106H63V109H62ZM89 106V107H88ZM123 106V107H122ZM140 106V107H139ZM164 106V107H163ZM166 106V107H165ZM172 106V107H173ZM191 106V107H190ZM222 107V109H221V107ZM237 106V107H236ZM19 107V108H18ZM25 109H24V108ZM51 107V108H50ZM57 107V108H56ZM86 107H88V108H86ZM133 107V108H132ZM140 109H142V110H140ZM157 107H158V109H157ZM189 107H190V110H189ZM202 107V108H201ZM12 109V111H11V109ZM17 108V109H16ZM39 108H42V110H44V111H42V110H40ZM53 108V109H52ZM86 108V109H85ZM122 108V109H121ZM137 108V109H136ZM149 110H148V109ZM155 109V111L153 110V109ZM163 108V109H162ZM195 108V110L194 111H192L191 112V110H193ZM206 108V109H205ZM220 108V109H219ZM236 108V109H235ZM10 109V110H9ZM16 109V110H15ZM23 109V113H25L24 115H23V113H21V110ZM28 109V110H27ZM37 109L39 112L38 113H36L38 116H39V118L41 119V117H42V121L38 118V117H36L37 115L35 114V116L33 117L32 115H34V114H32L31 113V111L33 112V113H35V112H37V111H35V110ZM51 109L53 110V111H51ZM61 109H62V111H61ZM92 109V110H91ZM135 109V111H133ZM166 109V113H163L164 112V110ZM234 109V111L232 112V110ZM230 110H228V111H226V114H228V117H229V119L230 120H232V118L234 117V116H236V114H238V102H237V105H236V101H235V104H234V106L231 108ZM5 110H7L6 112H5ZM15 112H14V111ZM17 110H19L18 112H17ZM30 110V112H28ZM46 110H49V111H47V112H45ZM55 110V111H54ZM139 110V111H138ZM143 110H144V112H143ZM174 110H175V112H176V114H173V113H175L174 112ZM188 110L190 111V112H188ZM203 110H205V111H203ZM8 111H9V113H8ZM25 111V112H24ZM27 111V112H26ZM92 111V112H91ZM137 111V112H136ZM153 111V112H152ZM158 111V112H157ZM162 111V112H161ZM169 111V112H168ZM196 111V112H195ZM221 111V112H220ZM230 111V112H229ZM3 112V113H2ZM17 112V113H16ZM20 112V114L18 115V113ZM41 112H43L41 115L42 116H40V113ZM52 113V112H54V114L52 113V114H49V113ZM56 112V113H55ZM148 112V113H147ZM155 112H157V113H155ZM173 112V113H172ZM178 112V113H177ZM205 112V113H204ZM228 112V113H227ZM14 113H16V114H14ZM28 113H30V114H28ZM44 113L46 114L45 116H44ZM65 113V114H64ZM106 113V110H105V112H104V114ZM132 113V114H131ZM135 113V114H134ZM229 113H231V114H229ZM235 113V114H234ZM15 115L14 117H13V115ZM28 114V115H27ZM32 114V115H31ZM63 114V115H62ZM80 114H82V115H84V116H79ZM108 113H106L105 114V117H109V114L107 115ZM142 114H144V115H146V116H148V117H146V116H143ZM158 114V115H157ZM180 114V115H179ZM192 114H194V116L192 115ZM196 114V115H195ZM204 114V119H203V116H201V115H203ZM215 114H216V116H215ZM234 114V115H233ZM20 115H22V116H20ZM75 116V115H77V116H79V118H81V119H79L80 121H79V124H75L74 125V120L71 118V116ZM85 115H86V117H85ZM90 115V116H89ZM136 117H135V116ZM163 115V116H162ZM169 115H171V116H169ZM177 115H179V116H177ZM232 115H233V117H232ZM248 115V114H247ZM246 115V116H247ZM1 116H3V117H1ZM17 116V117H16ZM25 116H28V118H26V120L28 119V122H27V126H26V124H21L20 122H24V123H26L25 121V118L24 117ZM29 116L32 118V119H29ZM48 116V117H47ZM72 116V117H73ZM89 116V117H88ZM134 116V117H133ZM168 116V117H167ZM176 116V117H175ZM232 118H231V117ZM36 117V118H35ZM65 117V118H64ZM91 117V118H90ZM118 119H117V118ZM140 117H142L141 118V120H145L144 122L142 121H138V120H140L139 118ZM144 117V118H143ZM171 119H170V118ZM180 117V118H179ZM202 117V118H201ZM214 117H217V118H214ZM2 118V119H1ZM18 118V119H17ZM34 118H35V120H40V122L39 121H35L34 120ZM49 118V119H48ZM116 118V119H115ZM135 118H138L137 120L135 119ZM162 118H164V119H162ZM172 118H173V120H172ZM176 118V119H175ZM247 118H248V116H247ZM246 117H245V119H247ZM24 120V121H20V120ZM55 121H54V120ZM62 119V120H61ZM64 119V120H63ZM83 119H84V121H83ZM89 119V120H88ZM120 119V120H119ZM155 119H158L159 121H160V123H159V121L158 120H155ZM166 119H169L168 121H166ZM31 121V123H30V121ZM43 120H44V122H43ZM46 120V121H45ZM66 120V121H65ZM73 120V121H72ZM148 120V121H147ZM154 120H155V122H154ZM174 121L175 120V122H171V121ZM186 120V121H185ZM193 120V121H194ZM213 121V123H212V121ZM216 120V121H215ZM16 121V122H15ZM33 121L36 123V124H34L33 123ZM139 123H137V122ZM152 121V122H151ZM156 121H158V128L156 127V128H153V124L154 123H156ZM162 121V122H161ZM169 121H170V123H172V125L170 124V126L168 127V123H169ZM189 121H191V122H189ZM14 122H15V124H14ZM42 122V123H41ZM73 122V125L75 126V128L77 129L79 126H80V128L82 129V127H84V129H82V130H79L80 128H78L77 129V132H76V130H75V128H74V126L71 124ZM86 122H87V124H86ZM110 122V123H109ZM134 122H135V124H134ZM6 123H7V125H6ZM8 123L10 124V125H14V126H10V125H8ZM29 123V124H28ZM40 123V124H39ZM67 123H68V126H67ZM82 123V124H81ZM83 123H85L84 125H83ZM108 123V124H107ZM148 123V124H147ZM152 123V124H151ZM217 123V124H216ZM5 124V125H4ZM34 124V125H33ZM143 124V125H142ZM167 124V125H166ZM22 125V126H21ZM29 125V126H28ZM33 125V126H32ZM81 125H83L82 127H81ZM86 125V126H85ZM134 125V126H133ZM153 125V126H152ZM212 125H214V126H212ZM8 126H10V128H9V131L12 129V131H10V133L12 134L11 136H10V133H9V131L7 130L8 128H6V127H8ZM21 126V127H20ZM25 126V127H24ZM70 126V127H69ZM88 126V127H87ZM90 126V127H89ZM138 126H139V128H138ZM142 126V127H141ZM154 129H152L151 127ZM160 126V127H159ZM15 127V128H14ZM20 127V128H19ZM30 127V128H29ZM63 127V128H62ZM65 127V128H64ZM73 127V128H72ZM107 129H106V128ZM134 127V128H133ZM13 128H14V130H13ZM24 128V129H23ZM27 128V129H26ZM62 128V130H63V132H65V133H63L60 129ZM87 128V129H86ZM90 128H92V129H94V130H96V131H92V129H90ZM101 128V127H100ZM142 129V131L140 130L139 131V129ZM170 128V129H169ZM191 128V129H190ZM17 129V130H16ZM64 129H66V130H64ZM72 131V130H75V131H72L73 133L75 132L76 133V135L78 136H76V135H72V132H70V130ZM89 129V130H88ZM137 129V130H136ZM156 129V130H155ZM19 130V131H18ZM105 130V131H104ZM136 130V131H135ZM157 131L156 133H158L156 136H155V133H153V131ZM6 131H7V133H6ZM13 131H14V134L15 135H18L19 137H17L18 138V141H14L15 139L17 140V138H15L14 139V137H13ZM58 131V132H57ZM81 131V132H80ZM97 131H98V133H97ZM103 133H102V132ZM124 131V132H123ZM131 131V132H130ZM169 131V132H168ZM20 132H21V134H20ZM27 132V133H26ZM34 132V133H33ZM69 132V133H68ZM78 132H79V134H78ZM99 132H101V133H99ZM122 133L121 134V136H119V135H116V134H114V133ZM135 134H134V133ZM150 132V133H149ZM190 132V133H189ZM227 132V131H226ZM53 133V134H52ZM71 133V134H70ZM106 133V134H105ZM107 133H109V134H107ZM114 135H113V134ZM147 133V134H146ZM171 133V136L169 135ZM228 133V132H227ZM20 134V135H19ZM54 134H56V135H54ZM57 134H59L58 136H57ZM66 136H65V135ZM97 134V135H96ZM99 134V135H98ZM113 136H112V135ZM133 134V135H132ZM145 134V135H144ZM150 134H152L151 135V137H153L152 139H151V137L150 136H148V135H150ZM154 134V135H153ZM191 134H192V136H191ZM6 135H8V136H6ZM30 135V136H29ZM49 135V136H48ZM56 136V137H54V136ZM102 135V136H101ZM107 135V136H106ZM125 135V136H124ZM194 135V136H193ZM229 134H226L225 136H222V138H224V139H222V138H220V141H218V139L217 138H214V142H212L213 140H211L210 142H212V144H213V149L215 150H212V154H214V155H216V157L215 156H210L209 157V161H210V163H213L214 162V164L216 165V169H218L217 171H216V169H215V171L216 172H218V173H216V172H214L215 173V175H216V178L214 179L215 181H214V183L212 182V184H211V186L213 185V187H211L210 186V184H207L205 181L204 182H202V186H201V188L202 189H204V190H202V191H204V195H206V194H208L209 192H211V190H214L216 187H214V186H218V182H219V177H221L220 175L222 174V173H224V172H222L221 173V170L219 169V164H220V161H221V159H222V157H223V154L226 152V150L227 149H231L230 147L229 148H227V145L229 144V142H228V136ZM64 136V137H63ZM67 136H68V138H67ZM74 136V137H73ZM90 136V137H89ZM105 136V137H104ZM115 136H116V138H115ZM117 136H119V138H117ZM123 136V137H122ZM144 136H146L145 138H144ZM159 136V137H158ZM4 137H5V140H4ZM7 137V138H6ZM13 137V138H12ZM50 137V138H49ZM58 137H62L61 139L60 138H58ZM66 137V138H65ZM71 137H73V138H71ZM93 137V138H92ZM95 137V138H94ZM97 137V138H96ZM102 137H104V138H102ZM131 137V138H130ZM149 137V138H148ZM166 137H167V139H166ZM170 137V138H169ZM193 137V138H192ZM26 138V139H25ZM60 139V140H57V139ZM90 138H91V140H90ZM130 138V139H129ZM56 139V140H55ZM63 139H65V142L66 143H64V140ZM67 139V140H66ZM70 139V140H69ZM94 139V140H93ZM118 139V140H117ZM129 139V140H128ZM170 141H169V140ZM211 139H213V138H211ZM215 139H216V141H215ZM33 140V141H32ZM34 140H35V143H34ZM52 140V141H51ZM54 140V141H53ZM69 140V141H68ZM116 140V141H115ZM142 140H144V141H142ZM147 142H146V141ZM154 140V141H153ZM221 140H223V141H221ZM244 140V137H242L240 140H239V144L240 145H237V149H236V146H234V148H232V153L231 152H229L230 154H228L229 156H228V158L227 159H236L237 157H238V154H236L235 155V157H233L234 156V154L237 152V150H238V148H241L242 147V145L243 144H241L242 143V141ZM6 141V142H5ZM8 141V142H7ZM13 143H17L16 145H13L12 144V142ZM43 143H41V142ZM51 141V142H50ZM170 143H169V142ZM3 142V144H2V147H1V143ZM19 142V143H18ZM37 142V143H36ZM48 142H50V143H52V144H48L47 145V143ZM62 142V144H60ZM126 142V143H125ZM219 142V143H218ZM221 142V143H220ZM4 143H6V145L4 144ZM8 143H9V145H8ZM28 143H30L29 144V148L27 147L28 146ZM31 143H33L32 145H31ZM41 143V144H40ZM78 143H80V144H78ZM107 143V144H106ZM124 143V144H123ZM226 143V144H225ZM228 143V144H227ZM13 145L14 147H12L11 145ZM26 144V145H25ZM35 144V145H34ZM38 144H40V145H38ZM58 144H60V145H58ZM65 144V145H64ZM77 144H78V146H77ZM217 144H220V145H218L217 146ZM222 144H224V145H222ZM20 145V146H19ZM47 145V146H46ZM53 147H52V146ZM67 145V146H66ZM122 145V146H121ZM127 145L130 147V148H127ZM143 145H144V143H143ZM146 145H148V144H146ZM170 145V146H169ZM173 147H172V146ZM221 145H222V148H221ZM6 146H8V147H6ZM10 146V147H9ZM18 146H19V148H18ZM24 146H26L27 148H25ZM36 146V147H35ZM64 146V147H63ZM66 146V147H65ZM93 146V147H92ZM116 146V147H115ZM126 146V148H124ZM241 146V147H240ZM21 147V148H20ZM47 147V148H46ZM109 149H108V148ZM169 147V148H168ZM215 147V148H214ZM218 147H220L219 149H218ZM11 148H13V149H11ZM16 148V149H15ZM17 148H18V150H17ZM39 148H37V150L39 149ZM45 148V149H44ZM105 148H107V149H105ZM115 149V151L113 150V149ZM227 148V149H226ZM19 149H21V150H19ZM217 149H218V152H216L217 151ZM224 149H226V150H224ZM150 150V151H149ZM166 150H168L167 151V153H166ZM233 150H234V154H233ZM45 151V152H44ZM114 151V152H113ZM119 151V152H118ZM144 151H146L145 153H144ZM144 151L142 152L143 154H142V160H141V164L143 165V164H145V163H149V161L150 162H152V159H150V157H151V155L152 154H154L153 152H152V150L151 149H147V150H145L144 149ZM147 151H148V153H147ZM163 151H164V154H163ZM5 154H4V153ZM112 152V153H111ZM152 152V153H151ZM243 152V151H242ZM241 152V153H242ZM76 153H77V155H76ZM76 153H74V157L75 158H77V156H78V158L77 159H75L73 156V160H76L75 162H74V164H76V166L74 165H72L71 167L69 166H66V165H68L67 163H65L64 164V162H61V164H62V166H60V172H63V173H61V174H63V176L60 174V172H58V173H54V178H55V183L53 184V186H52V189H53V191H52V195L49 193V192H47V191H49V189H50V185L49 184H47L48 182H46V184L45 185H47V186H45V188H46V196L45 197H43V199L41 198V200L42 201H40V196L38 197L37 196V194H35V195H33L32 196V198L30 199L31 200V202L33 203V204H35V205H38L40 202H45L43 205L44 206H46V213L45 212H42V211H38L39 212V215L37 214V216L36 215H34L32 218H30V216H31V213H29L30 212V206L31 205H33L32 203H31V205H27V204H29L30 203V200H28L27 198H25V197H23V200H22V203L24 204L23 206H22V204L20 205V209L22 210H20L22 213H23V215H22V218H24L21 222H23V223H21L20 225H23V226H21V227H19V225H18V227H15V224L13 223L14 222V213L12 212L13 210L11 209L9 212H8V219H7V222L4 224V223H2L1 221H0V237L2 236V237H4V238H2V239H0V242L2 243L1 244V247H0V249L2 250V248L4 247L5 249H3L2 251H3V253H6V249H7V245H6V247H5V245L4 244H7L8 242L7 241H9V239H8V237H10L11 236V234H13V239H14V241H16V242H14L15 243V245L16 244H19L20 243V241L22 240V236L24 235V233H25V230L29 227L30 228V233H32L33 232V234H31L32 236H30V234H27L28 236V238H26V239H29V242H28V240H27V242H28V246H29V250L31 251V252H33L32 253V256H31V252H29L30 253V255H29V257H28V259L27 260H25L26 261V263L27 264H29V262H30V260H31V262H30V264H32V263H34V264H53V262H54V264H60V257L64 254V253H68L67 255H69L68 256V259L69 260H71L73 257H74V255L76 254L75 253V250L76 249H74V248H77L78 247V242L80 241V239L81 238H83V237H85L86 239H88V241H90V240H92V239H94V240H92V242H90L88 245H94V244H96L97 242H99V240L100 239H98V237H94V235H96L98 232H99V230H102L103 231V233L101 232V234H107V235H109L108 233H106V232H109L110 233V227L113 225V222H112V218H106L105 219V221L107 220V219H109V220H107V221H109L108 223H107V221L105 222L104 221V214L102 213L103 212V207H101L102 206V202L104 201L105 203H108V201L110 200L109 198H111L112 197V195H111V193H109L110 192V189H111V186L110 185H112V183L116 180L114 177H113V174H112V172H110L109 173V171H111L110 169H109V171L107 172L108 174H107V178H106V184L108 185L107 187L108 188H110L109 189V191H107V195L106 194H103V193H101L100 191V194H98V195H96L97 193H99V192H97V190L94 192L95 193V195L96 196H94V194H93V196H92V198L93 197H97V199H95V198H91V199H89L90 197H91V195H89V191L88 192H86V196H87V198H86V196L84 195V202L85 201H88L87 202V204H85L84 203V206L86 207L85 208V210H83V212H77V207L75 206V202L73 203L72 201V199H70V200H72V201H69V204L67 205V206H62L61 207V205L62 204H60V202L62 201L61 199H62V195L61 194H63L62 193V187L61 186H63L61 183H64V182H66V183H68V180H70V181H72L71 183L73 184V183H75V181L77 182V180L78 179H80V172H82V166H81V161H80V157H79V155H78V150H76ZM91 153H93V152H91ZM216 153V154H215ZM218 153V154H217ZM240 153V154H241ZM4 154V155H3ZM113 154V155H112ZM147 156H146V155ZM221 154H222V156H221ZM232 154V155H231ZM24 155V156H23ZM148 155H150L149 157H148ZM185 155H187V154H185ZM184 155V156H185ZM220 155V156H219ZM242 155H243V153H242ZM261 154H257V157L255 158V159H257V158H259V156H260ZM18 156H20V160H19V157ZM94 156V154H92V158H90V159H88V161H89V164H91V167H90V165L88 164V166L91 168H89V172H88V177H90L89 178V180H94L96 177L95 176H93L94 175V173H95V170H96V165H94V164H96L95 162V160H93V157ZM117 156V157H116ZM170 156V157H169ZM184 156H183V159H182V157H181V159H182V161H181V163L179 162L181 159L179 158V159H176V160H178V162L177 161H175V162H177V166L179 167H181V165H182V162H184L185 160V158H184ZM218 156V157H217ZM231 156V157H230ZM22 157V158H21ZM25 157V158H24ZM152 157H153V155H152ZM151 157V158H152ZM211 157H212V159L213 160H211ZM213 157H215V158H213ZM23 158H24V160H23ZM28 160H27V159ZM148 158V159H147ZM166 158H168V159H166ZM219 158V159H218ZM239 158V157H238ZM238 158L236 159V160H238ZM4 159V160H3ZM25 159H26V161H25ZM18 160L20 161V162H18ZM184 160V161H183ZM214 160H216V161H214ZM16 161V162H15ZM27 161H28V163H27ZM30 161V162H29ZM32 161V162H31ZM212 161V162H211ZM24 162V163H23ZM77 162V163H76ZM91 162V163H90ZM93 162V163H92ZM215 162H217V163H215ZM237 162V163H236ZM219 163V164H218ZM241 162H239V161H235V163H234V165L235 164H237V165H233V171L236 173V169H240V170H242V173L243 174H245L246 175V177H245V175H244V177L245 178H247V174L248 175H250V173L252 174V176H253V173H254V178L252 179H250V180H248V181H246L247 179H245L242 175V173L240 172V170L238 171V172H240L239 174H238V176L236 175V174H234L232 171H231V173L230 174H232V177H234L235 176V180H234V178H232L231 176H230V174H229V177L231 178H229L230 179V182L229 183H231V185L230 186H232V185H234V186H232L233 187V191L232 192H230V195H232V197H234V195L233 194H236V193H234V192H237V190L238 189H242L243 188V184L246 182H248L247 184L248 185H246L247 186V188L249 189V186H250V189L249 190H254L255 188H257L258 187V180H259V174L261 173V171L263 172V170H264V167L261 165H256V166H251L252 168H250L249 169V171L250 170H252V171H248L247 170V168H243L242 166H243V164H240ZM28 164V165H27ZM60 164V165H61ZM63 164L66 166H64L63 167ZM79 164V165H78ZM93 164V165H92ZM176 164V163H175ZM179 164V165H178ZM257 164H259V163H257ZM34 165H36V167L34 166ZM108 165V166H109ZM218 165V166H217ZM242 165V166H241ZM255 165V164H254ZM79 166V167H78ZM23 167V168H24ZM37 167H38V169H37ZM48 167V168H47ZM46 167V173L48 172V173H50V174H52V170H51V167H49V166H47ZM75 167H77V170H76V168ZM258 167H259V169H258ZM40 168V169H39ZM61 168H62V170H61ZM69 168V169H68ZM94 168H95V170H94ZM203 167L202 166H200V167H198V169H199V171H198V169H197V171L198 172H201V170H203L202 169ZM255 168V169H254ZM51 170V171H49V170ZM68 169V170H67ZM74 169V170H73ZM80 169V170H79ZM244 169V170H243ZM65 170V171H64ZM67 170V171H66ZM247 172H246V171ZM254 170V171H253ZM93 171V172H92ZM259 171V172H258ZM38 173V175H37V173ZM70 172V173H69ZM73 172H75V173H73ZM77 172V173H76ZM45 173V174H46ZM47 173V174H48ZM68 175H67V174ZM93 173V174H92ZM264 173V172H263ZM49 174V175H50ZM71 174H73V175H70ZM76 174V175H75ZM128 173H125L124 174V176L121 178V181L119 182V184L121 185L120 186V195L123 197H121V196H119L120 198H119V201H120V203L119 202H117L118 204V206H119V208H120V210H121V215L123 216H121L122 218H121V220H118V224H117V226H115L116 227V234H117V236L120 238V241H124L123 239H126V236L125 235H127V238H129L130 236L129 235H131V233H133L132 234V237H130V239H129V243H126V244H123V246H121L120 247V250L118 251V253L116 252L115 253V255L113 256V257H110L109 258V263L110 264H120L121 262H122V264H123V259L122 258H124V256H125V254L128 252L127 250H129V248H131L132 246L131 245H133V242L135 243L136 242V236H138V231L140 230V228L141 227H143V228H147V231L145 232L144 231V229L142 230V237L141 238H143V239H141L140 240V247L138 246L135 250H134V253L132 254V256L131 257H133V255H135L132 259L134 260V262H133V260L131 261V263H133V264H139V262H140V264H144L145 263V261H146V263L145 264H154V262H155V260L156 259H159L162 255L159 253V252H161V251H163L162 250V244H160L159 242H158V244H154V246H153V248H152V251L149 253V255H148V258H146V259H143L142 258V256H143V242H141V241H143L145 238H147L149 235V233L152 231V230H154V228H156V226L160 229H158V232H157V234L159 233V232H161V229H163V228H166V227H169V225L168 224H171V222L170 223H166L167 221L166 220H169L168 219V215L170 214L169 212H168V215H167V213L165 214L166 216H165V218H164V216H163V219H165V222L164 223H161L160 224V226L161 227H159L158 225H157V216H156V214H153V216L152 215H148V216H150V218H148V216H144V218L145 217H147L148 218V220H151L150 222L151 223H149V221L147 220V226H146V224H145V226H143L141 223H140V221H137L131 228H124V225H125V215H126V210H127V206H126V202L128 201V203H129V205H131V211H133V216L135 217V214H136V217H135V220H138L139 219V217L141 216V211H140V209H141V206H142V203L146 200V198L148 199L149 197H151L150 196V192H151V190L149 189V187L150 188H152L151 186H150V183H148V182H146L145 184H144V188L142 189V190H138V191H140L139 192V194L137 193V188H138V186L137 185H139L138 184V182H134L133 180L131 181V182H129V183H127V181L130 179L129 177V175H127ZM227 174V175H228ZM234 174V175H233ZM242 174V175H241ZM78 175V176H77ZM129 176V177H127V176ZM256 175V176H255ZM67 176V177H66ZM75 176V177H74ZM109 176V177H108ZM219 176V177H218ZM239 176H240V178H241V176H242V178H241V181H240V179H239ZM20 178V180L19 179H16V178H18V177H16L15 179L17 180V181H19V182H17L16 180H14V182H15V185L16 184H19V183H22L21 181H23L24 180V178ZM60 177H62L61 178V180H60ZM74 177V178H73ZM112 179H111V178ZM124 177H126L125 179L126 180H124ZM228 177V176H227ZM256 177V178H255ZM109 178V179H108ZM128 178V179H127ZM142 178V177H141ZM160 178H162V177H160ZM177 178V177H176ZM179 178V180H180V178L181 177H178ZM177 178V179H178ZM237 178V179H236ZM258 178V179H257ZM74 179H75V181H74ZM111 179V180H110ZM239 179V180H238ZM245 179V180H244ZM124 180V181H123ZM233 181V183H232V181ZM254 180V181H253ZM70 181H69V185H71L72 186V184L70 183ZM126 181V182H125ZM161 181H162V183L163 184H165V179L163 180V179H160L159 181H157L158 182V184H156L157 182H155V184L154 185H156L157 186V190L155 189V191L157 192V191H159L160 189L162 190L163 189V184L161 183ZM238 181V185L236 184V182ZM250 181V182H249ZM181 182V181H180ZM179 181L177 182V183H180ZM239 182H240V184H239ZM252 182V187H251V185H250V183ZM256 182V183H255ZM58 183L60 184V186H58ZM111 183V184H110ZM123 183H125V184H128L126 187H128L129 188V186L131 187V188H129V190L131 189V191H130V193L132 194L133 192V196H131L134 200H132V198L130 197V200H132V201H130L129 202V200L127 199V197H125L126 196V192L124 191V189L122 188L124 185H123ZM136 185H135V184ZM175 184L174 185V188L175 189H179L180 188V184L178 185V184ZM206 183V184H205ZM130 184V185H129ZM215 184V185H214ZM177 185H178V187H177ZM238 187H237V186ZM262 185H264V184H262ZM261 185V186H262ZM56 188H55V187ZM70 186V188H69V190L67 191L68 192V196L71 194V193H73V191L72 192H69V191H71L72 189H73V186L71 187ZM110 186V187H109ZM137 186V187H136ZM148 186V187H147ZM203 186H205V187H203ZM236 186V187H235ZM255 186V187H254ZM54 187V188H53ZM58 187V188H57ZM147 187V188H146ZM177 187V188H176ZM210 187V188H209ZM231 187V188H232ZM60 188V189H59ZM159 188V189H158ZM207 188H209V189H206ZM214 188V189H213ZM218 188V187H217ZM216 188V189H217ZM237 188V189H236ZM55 189V190H54ZM59 189V190H58ZM121 189H122V191H121ZM135 191H134V190ZM145 189H146V191H145ZM218 189H220V190H222V188H218ZM235 189V190H234ZM56 190H57V192H56ZM160 190V191H161ZM59 191H61L60 193H59ZM207 191V192H206ZM184 192V191H183ZM264 192V191H263ZM88 193V194H87ZM128 193H129V191H128ZM143 193V194H142ZM220 193H221V191H220ZM233 193V194H232ZM56 194H57V196H56ZM60 194V196H58ZM138 194V195H137ZM181 194H183V193H181ZM180 194V195H181ZM184 194H185V192H184ZM183 194V195H184ZM187 194V195H186ZM185 195V197L184 198H188V196H190L191 194L188 192V193H186ZM72 195V194H71ZM71 195L69 196V198H71ZM90 197H89V196ZM110 195V196H109ZM123 195H125V196H123ZM160 196V195H162V193H158L156 196ZM182 195V196H183ZM35 196V197H34ZM52 196H55V198L54 197H52ZM102 196V197H101ZM104 196H107L106 198L104 197ZM141 196V197H140ZM34 197V198H33ZM205 196H203L202 198H204ZM52 198H54V200L52 199ZM59 198V199H58ZM140 198V199H139ZM154 198L155 197H153V201H152V203H151V205H153V203H154ZM202 198H200L198 201L199 202H197V205H196V208L194 209V210H196V211H194L193 210V208H190L191 207V205H189V207H188V205H186L187 207V210L185 211V213H187V214H184V215H186V216H184V217H186L187 218V220L184 218V220L187 222V221H190V223L192 224V222L195 224L200 218V215L201 214H204L203 216L205 217V215L206 214H208V216H206L205 218H207V220H209V221H207V223H206V227L207 228H204L203 229V231H204V233L203 234H201L200 236H202V237H199V236H195V234H193L192 236H191V242H189V244L187 245V246H185V248L184 249H187V252H186V257L184 256L183 257V259H181L182 261H180V264H188V262H189V260L192 258V255H193V253L196 251V250H198V248H199V246H200V243H205V246L209 243V242H211L212 240L210 239V238H208L207 240L205 239V236H206V238L207 237H209L210 235H209V231L213 228V223H214V218H212V214L213 213H211V210L210 209H207L206 207H205V205H207V203H206V199L204 198L203 200H201ZM46 199V200H45ZM101 199H103V200H101ZM109 199V200H108ZM127 199V200H126ZM60 200V201H59ZM121 200H123V203H122V201ZM136 200V201H135ZM39 201V203H37ZM46 201H48V203H46ZM55 201L56 202H58L59 201V205L57 204V203H55ZM95 202V204H93L94 202ZM102 201V202H101ZM126 201V202H125ZM138 201V202H137ZM140 201V202H139ZM170 200H168V202H169ZM204 202V204H203V202ZM70 202H71V204H70ZM137 202V203H136ZM167 202V203H168ZM55 203V204H54ZM91 203V205H89V204ZM125 203V204H124ZM136 203V204H135ZM100 204H101V206H100ZM135 204V205H134ZM53 205H55V206H53ZM69 205H70V207L71 206H73V207H71V208H69ZM95 205H97V206H95ZM264 205V204H263ZM27 206V208H25V209H23V207H26ZM94 206V207H93ZM100 206V207H99ZM198 206V207H197ZM203 206L205 207V208H203ZM48 207V208H47ZM52 207L53 208H56L57 207V210L56 211H54V210H52ZM63 207H64V211H66L67 209L68 210H70V212H69V216L71 217V218H73V220H74V222L76 223V228H75V237H74V239H73V242H71V246L70 247H72L73 249H71L70 247L68 248L69 250H67V252H66V249H65V244H66V239H64V235H62V234H65V230H66V224L64 225L63 224V226L61 225V228H63V230H61V229H59V236H60V234H61V237H58L57 238V242H56V244H57V246L56 245H51L53 242H54V238H53V226L51 227V225H53V223H52V219L50 220L49 218H54V216L55 215H57L58 217L59 216H61V217H59V218H62L63 217V214H64V211H63V213L61 212L62 210H63ZM68 207V208H67ZM92 208L93 209V212H92V209H90V208ZM98 207V208H97ZM151 207H153V206H151ZM202 207V208H201ZM248 207V208H247ZM247 207H246V210L248 209V211L246 212V210H245V212L247 213V214H249V215H246V216H248V219H247V223H248V225H252V220H253V218H255L254 216L252 217V215H251V212H252V208H251V205H247ZM45 208V207H44ZM98 211V212H96L95 211V209ZM100 208V209H99ZM136 208V209H135ZM189 208V209H188ZM47 209H48V211H47ZM59 209V210H58ZM110 211L112 210V212H113V210H114V206L112 207V206H110ZM205 210V212H208V213H205L203 210ZM251 211H250V210ZM264 209V206L262 207V211H264L263 210ZM51 210V211H50ZM102 210V211H101ZM189 210V211H188ZM194 212H193V211ZM24 211V212H23ZM28 211V212H27ZM44 211V210H43ZM52 211H54V212H52ZM60 211V212H59ZM74 211L77 213V215H74V214H76V213H74ZM94 211H95V213H94ZM124 211V212H123ZM192 211V212H191ZM202 211V212H201ZM27 212V213H26ZM40 212H42V214L40 213ZM55 212H56V214H55ZM71 212H73V213H71ZM101 214H100V213ZM188 212H190L191 214H193L192 216H191V214L190 213H188ZM195 212L197 213V214H195ZM10 213V214H9ZM45 213V214H44ZM61 213V214H60ZM80 213H81V215H80ZM82 213L83 214H85V213H87V215L85 214V216L87 217V219H86V217L84 216V215H82ZM89 213V214H88ZM99 213V214H98ZM153 213V212H152ZM237 213H238V210L236 211V213L234 214V217H235V215L237 216ZM49 214V215H48ZM96 214V216L98 215L99 217L97 218V217H94V215ZM103 214V215H102ZM149 214H151V212L149 213ZM189 214V216H187ZM222 214H224L223 216H222ZM221 214V216L222 217H220L221 218V222L222 223H220L219 224V226H218V230L215 232V233H217L218 234V240H214V242L211 244V243H209L205 248L206 249H208V250H205V252L203 253V255L200 257V259L202 258V262H203V264H210V262H211V258H212V253L214 252L213 250H215V247H217L218 245H221L222 243H224V242H226L225 241V237H223V235H221L220 233H222L224 230H223V228L224 227H222L223 226V224L227 221L226 219V215H225V213L223 212ZM262 214H263V212H262ZM261 214V216H262V219L264 218V215H262ZM25 215V216H24ZM46 216L45 218L48 220V221H46V220H44L42 217H44V216ZM51 215V216H50ZM53 215V216H52ZM102 215V216H101ZM154 215H155V217H154ZM210 215H212L211 216V218H210ZM28 218H27V217ZM50 216V217H49ZM77 216V217H76ZM78 216H79V218H78ZM83 216H84V218H83ZM91 216H93V217H91ZM13 217V218H12ZM48 217V218H47ZM100 217H103V218H100ZM190 217V218H189ZM192 217V218H191ZM39 218V219H38ZM81 218H82V220H81ZM89 218V219H88ZM97 218V219H96ZM236 218V220L234 219L233 221H232V219H231V222H232V224H234L235 226L237 225V223H238V219H237V217H235ZM260 218V217H259ZM259 218H257V220L259 219ZM80 219V220H79ZM86 219V220H85ZM146 219V218H145ZM189 219V220H188ZM211 219V220H210ZM224 219V220H223ZM251 219V220H250ZM9 220H10V222H9ZM25 220H27L26 222H25ZM28 220H29V222H28ZM192 220V221H191ZM197 220V221H196ZM226 220V221H225ZM250 220V221H249ZM43 221H44V223H45V225H46V229H48V230H46V232H45V234L46 235H43L44 237H43V240H44V242L46 243V245H45V243H44V250H43V248L40 250V254L41 253H43V254H41L42 256H40L39 258H35L36 256H37V254H36V249H37V247H36V245H35V243H36V241H37V234H38V232H39V225H43L44 223H43ZM46 221V222H45ZM51 221V222H50ZM87 222V224H86V222ZM96 223H95V222ZM98 221V222H97ZM153 221V222H152ZM211 221V222H210ZM224 221V222H223ZM236 221V222H235ZM10 224H9V223ZM28 222V223H27ZM82 222H84L85 224H86V226H89L90 227V229H89V227H87V230H85V231H87L86 232V236L83 234L82 235V233H84L82 230H81V226H80V224L82 223ZM155 222V223H154ZM183 223H185L184 221H182ZM251 222V223H250ZM25 223V224H24ZM35 223V224H34ZM51 223V224H50ZM93 223V224H92ZM101 223V224H100ZM137 223H139V224H137ZM166 223V224H165ZM210 223V224H209ZM4 224V225H3ZM13 226H12V225ZM34 226H33V225ZM38 224V225H37ZM92 224V225H91ZM97 226H96V225ZM103 224L104 225H106V226H108V227H106V226H103ZM109 224V225H108ZM112 224V225H111ZM122 224V225H121ZM141 224V225H140ZM189 225V223H188V225L189 226H192V225ZM91 225V226H90ZM94 225V229H93V226ZM119 225L120 226H122L123 227V229H122V227L120 228L119 227ZM156 225V226H155ZM166 227H165V226ZM185 225H187L186 223L184 224V225H182V226H185ZM209 225V226H208ZM247 225V226H248ZM250 225V226H251ZM5 226V227H4ZM25 226V227H24ZM35 226H36V228H35ZM38 226V227H37ZM48 226V227H47ZM66 226V227H65ZM110 226V227H109ZM126 226V225H125ZM250 226H249V228L247 227V233H245V235H244V237H245V239H246V241L244 240V237H243V239L242 240H244L243 242H240L239 243V245L241 246H236V248L235 249H237V252H236V250L234 249V248H232V244H234V241H236V237L238 236V232L237 231H234V233L232 234V237L228 240V243H225V244H222V245H224V247H222V248H224L225 250H226V252H225V250L223 249L222 251H223V255H225V258L226 259H228V257H229V260H226L225 259V261L223 262L224 264H241V261L242 262H244V261H246L245 259H246V257L244 258V259H242V256H240V255H242L243 253H245V246H244V244L246 245V247H248L249 245L248 244H251L248 248H251V255H249V256H247V258H248V264H259V262H257L258 261V259H257V261H256V258H254L255 257V255H254V250L252 249V247L251 246H253L252 244L254 243L253 242V237H252V232L249 230L250 229ZM14 229H13V228ZM32 227V228H31ZM51 229H50V228ZM92 227V228H91ZM104 227H106V228H104ZM193 227V226H192ZM194 227H197V226H194ZM194 227H193V229H194ZM209 227V228H208ZM222 227V228H221ZM17 228V229H16ZM23 228V229H22ZM65 228V229H64ZM101 228V229H100ZM110 228V229H109ZM117 228H118V230H117ZM120 228V229H119ZM145 228V229H146ZM152 228V229H151ZM183 228V227H182ZM221 228V229H220ZM3 229V230H2ZM36 229V230H35ZM89 229V230H88ZM103 229H105V230H103ZM131 229V231H128V230H130ZM184 229V228H183ZM206 229V230H205ZM262 229V228H261ZM4 230H5V232L7 233H5L4 232ZM13 230H15V231H13ZM20 231V233H19V231ZM38 230V231H37ZM61 230V231H60ZM92 230H94V231H92ZM97 230V231H96ZM120 230V231H119ZM137 230V231H136ZM221 230V232H218V231H220ZM12 231H13V233H12ZM36 231V232H35ZM106 231V232H105ZM136 231V233L134 234V232ZM261 231V230H260ZM4 232V233H3ZM47 232L49 233V235H47ZM81 232V233H80ZM91 232H92V234H91ZM96 232V234H94ZM124 232V233H123ZM125 232H127L126 234H125ZM130 232V233H129ZM138 232V233H137ZM262 232H263V234L261 235V238H259L258 240L259 241H255L256 243L257 242H259V244H257V246H264V229H262ZM11 233V234H10ZM73 233V234H74ZM77 233V234H76ZM129 233V234H128ZM207 233H208V235H207ZM5 234V235H4ZM20 235V236H18V235ZM51 234V235H50ZM79 234H80V236H79ZM87 234H88V236H87ZM206 234V235H205ZM220 234V235H219ZM223 234V233H222ZM235 234V235H234ZM249 234V235H248ZM15 235H17V236H15ZM34 235H36V236H34ZM90 235V236H89ZM120 235H122V236H120ZM205 235V236H204ZM46 236L48 237L47 239H46ZM82 236V237H81ZM92 236L94 237V238H92ZM143 236H145V237H143ZM18 239H17V238ZM21 237V238H20ZM33 237V238H32ZM34 237H36V238H34ZM52 237V238H51ZM88 237V238H87ZM91 237V238H90ZM124 237V238H123ZM178 236L176 235L175 236V241H174V243L172 244V248L171 249H173L171 252H172V254H171V252L169 253V254H167V256H166V258H167V260H164V262L163 263H159V264H164L165 262V264H172V259H173V257L177 254V252L179 251V248H180V240H178V238H177ZM193 237V238H192ZM199 237V239H198V241H197V239L196 238H198ZM204 237V238H203ZM222 237H223V239H222ZM50 238V239H49ZM123 238V239H122ZM203 238V239H202ZM4 239V240H3ZM34 239V240H33ZM52 239V240H51ZM58 239H60V241H61V243H60V245H59V240ZM193 239V240H192ZM195 239V240H194ZM203 241H202V240ZM205 239V240H204ZM215 239H217V238H215ZM251 239V240H250ZM262 239V240H261ZM2 240V241H1ZM77 240V241H76ZM135 240V241H134ZM224 240V241H223ZM233 240V241H232ZM241 240V241H242ZM5 241V242H4ZM32 241V242H31ZM53 241V242H52ZM64 241V242H63ZM93 241H95L94 243H93ZM97 241V242H96ZM208 241V242H207ZM249 241V242H248ZM261 241L263 242V243H261ZM7 242V243H6ZM18 242V243H17ZM31 242V243H30ZM35 242V243H34ZM77 244V246H76V244ZM200 242V243H199ZM217 242V243H216ZM219 242V243H218ZM233 242V243H232ZM247 244H246V243ZM51 243V244H50ZM142 243V244H141ZM157 243V242H156ZM198 243V244H197ZM207 243V244H206ZM216 243V244H215ZM230 243H232V244H230ZM242 243V244H241ZM244 243V244H243ZM255 243V244H256ZM49 244V245H48ZM63 246H62V245ZM31 245V246H30ZM32 245H33V247H32ZM59 245V246H58ZM105 245H107V246H103V248L104 247H106L105 249H103L102 248V250H104V251H102L101 250V254H100V256L98 257V259H97V263L98 264H100V262H102V260H101V257H103V258H105L106 256H108L109 255V244H105ZM177 245V246H176ZM179 245V246H178ZM227 245H228V247H227ZM242 245H243V247H242ZM18 246V245H17ZM49 246V247H48ZM56 246V247H55ZM157 246V247H156ZM197 246V247H196ZM35 247V248H34ZM48 247V248H47ZM50 247H54L53 249L54 250H52V248L50 249ZM156 247V248H155ZM175 249H174V248ZM187 247V248H186ZM55 248H59L57 251H56V249ZM158 248V249H157ZM160 248V249H159ZM231 248V249H230ZM244 248V249H243ZM62 249H64V250H62ZM122 249H123V251H122ZM156 250V252H155V250ZM234 249V254L232 255V250ZM247 249V248H246ZM0 250V252H2ZM17 250V249H16ZM51 250H52V252H51ZM61 250V251H60ZM139 250V251H138ZM228 250V251H227ZM35 251V252H34ZM60 251V252H59ZM138 251V252H137ZM157 251H159V252H157ZM208 251V252H207ZM229 251H231V252H229ZM244 251V252H243ZM253 251V252H252ZM81 252V254L84 256L85 255V252L84 251H80ZM122 252V253H121ZM141 252V253H140ZM155 252V253H154ZM212 252V253H211ZM243 252V253H242ZM15 254V257L17 258H15L14 257V260H10L9 259V255H7V254H4V255H6V256H4L3 254H1L0 253V255L2 256H0V264H7V261L9 262V264H17V263H19V264H21V263H23V264H26L25 263V261L22 259V257H20V255L18 254V250L16 251V252H14ZM50 253V254H49ZM59 253V254H58ZM120 253V254H119ZM136 253H138V254H136ZM208 253V254H207ZM210 253V254H209ZM225 253V254H224ZM236 253V254H235ZM253 253V254H252ZM53 256H52V255ZM155 254V255H154ZM207 254V255H206ZM230 254V255H229ZM16 255H18V256H16ZM82 255H80V258L82 257L83 258V256ZM120 255H121V257H120ZM171 255V256H170ZM205 255V256H204ZM227 255H228V257H227ZM235 255H236V257H235ZM4 256V257H3ZM22 256V255H21ZM46 256V257H45ZM116 256V257H115ZM118 256V257H117ZM169 256V257H168ZM211 256V257H210ZM232 256V257H231ZM240 256V257H239ZM20 257V258H19ZM33 257V258H32ZM54 257H56V258H54ZM85 257L86 256H84V258L82 259H80L81 260V262H78V264H88V259H87V257H86V259H85ZM150 257V258H149ZM204 257V258H203ZM22 259L23 260V262H22V260H19V259ZM53 258V259H52ZM59 258V259H58ZM71 258V259H70ZM100 258V259H99ZM111 258H113V260L111 259ZM117 258V259H116ZM206 258H210L209 260H207ZM230 258L231 259H233V260H231V262H230ZM253 258V259H252ZM16 259V260H15ZM37 259V260H36ZM47 261H49L50 260V262H52L54 259H55V261H53L52 263H50V262H47ZM85 259V260H84ZM138 259V260H137ZM144 261H143V260ZM206 261H205V260ZM249 259H252V261L251 260H249ZM52 260V261H51ZM79 260V261H80ZM87 260V261H86ZM135 260H136V262H135ZM141 260V261H140ZM170 260V261H169ZM205 262H204V261ZM237 260V261H236ZM16 261V262H15ZM33 261V262H32ZM35 261V262H34ZM38 261V262H37ZM43 261H45V262H47V263H45V262H43ZM113 261H115V262H113ZM118 261V262H117ZM138 261V262H137ZM167 261H169V262H167ZM208 261V262H207ZM11 262V263H10ZM113 262V263H112ZM144 262V263H143ZM108 263V264H109ZM130 262L128 263V264H131ZM93 264H96L95 262L93 263ZM124 264H126V263H124Z\"/></svg>",
  "mask_w": 264,
  "mask_h": 264
}]
</instances>
